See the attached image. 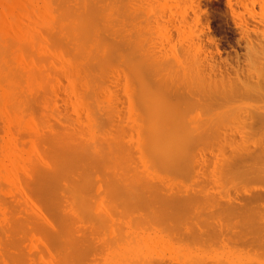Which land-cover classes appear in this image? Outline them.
Returning <instances> with one entry per match:
<instances>
[{
    "label": "rangeland",
    "instance_id": "374dc122",
    "mask_svg": "<svg viewBox=\"0 0 264 264\" xmlns=\"http://www.w3.org/2000/svg\"><path fill=\"white\" fill-rule=\"evenodd\" d=\"M60 1L59 0L58 1L57 0H0V46L2 50V51L0 50V54L1 53L7 54V58L9 57L8 60L9 61L11 60L13 64L12 65L11 61L9 62L7 58L3 57L1 54L0 57L2 56V59H0V66L4 63L3 66H5L6 69L9 70L10 66L12 67V69L10 68L11 71L10 70L8 71L5 69V67L1 66L0 68H4L5 71L11 73L13 76L15 74L13 73V69L14 71L17 70L16 76H18V77L14 76L16 77V79L15 78L12 79L16 83L14 84L12 80L9 81L11 79L8 78L10 74L8 73V75H6L7 73L5 71L3 73V70L1 72L0 69L1 72L0 77L3 78L4 76L5 79V81L3 80V82L2 81L0 82V86H2L3 89L4 88L6 89L8 86L9 87L8 89L11 90L9 92L11 93L12 90L13 93H15V91L19 88L17 90L18 93L16 92L17 96L16 94H14V96L12 97H14V101L18 102V103L14 102L15 105L17 104L16 106L18 108H21L19 111L17 107L14 108L13 100H12V106L14 111L16 109L17 114L18 115L20 114L19 119H17L18 115L16 114V112L13 111L14 112L13 113L12 108L8 107L10 105L9 103H11L10 102L11 99H13V98L9 99V97H11L12 94L10 93L9 96L7 95L8 99L10 100V101L8 100V104L4 103V101L7 100V96L6 93H3L5 89L3 90L1 88L0 91L2 90L3 91L0 93L3 94L0 95L1 96L0 97V198H1L0 199V264H16V263L18 264H62L63 263L64 264V261H66L67 259H68L67 262L70 261L69 264H73V262L74 264H101V263L102 264H143V262L147 261L148 259L149 260L147 262L152 261L156 264H158V262H163V261L166 262L165 263L163 262L162 264H172L174 261L177 264L180 263L192 264L193 260L194 262H197L194 264H198L199 262L203 264H213V263L264 264V258H263L264 252L263 254H261L262 253L261 251H264L263 250L264 228L262 229L263 231L261 230L262 225L264 226V156H260L259 158H255V159L248 158L247 161L244 162V160H242L240 162L241 159H239L240 156L238 155V154L240 155L243 154L242 156L244 157L241 156L240 158L246 159L247 158L246 152L248 151V149L249 152L251 151L252 153L257 152L261 149L264 151V99L261 96L259 97V95L261 94H263L262 96H264V87H262L264 84V0H229V1L228 0H88L89 2H87V0H82L83 3L81 2V0L80 2L77 0L76 2L75 0H73L72 2H69L71 0H67V1L62 0V2ZM58 2L62 3L65 6V8H63L62 10L58 8L57 5L59 7L62 6ZM77 2H79V4ZM86 2L89 4H86ZM244 4L246 6H244ZM67 6H69V8H67ZM73 10L75 11L73 12ZM71 12L72 14L76 13V17L75 15H73L75 19L74 17H70ZM109 13L114 15L113 19H111L112 15ZM64 16H68L67 19L64 18ZM62 17L64 18L63 20ZM87 19L89 20L90 23L88 22ZM109 19L110 21L108 22ZM57 20H60V22ZM114 21H116L115 22L116 24L114 23ZM74 22L75 23L81 22L79 24L80 30L76 28L77 31L79 30L78 33L74 32L75 28L73 27H75L76 25ZM93 22H96L97 24L94 23L95 24L94 26ZM88 23L89 24L92 23V26L88 25ZM6 24L7 27L10 28L11 30L6 28ZM66 25H69L70 27L69 26L67 27ZM13 26L16 27V29H14ZM64 26H66L65 27L66 29L64 28ZM105 26L106 27L108 26V28L105 29ZM90 28L93 29L92 30L93 33H91V31L90 32L87 31ZM110 28H112L113 30ZM42 29L45 32H43ZM9 30L11 33L9 32ZM18 30L20 32H18ZM47 30H48L47 34L49 35L46 34ZM120 30L122 31L120 32ZM84 32H86L88 36L86 34L84 35ZM112 32L113 34H111ZM137 36L139 38V41ZM62 37L63 38L65 37L66 39L65 38L60 39ZM41 38L44 40V41L42 40L43 42H41ZM56 38H58L59 42L61 40H64V42L67 41L66 42V44L68 43L67 46L66 44H64L63 41H61L63 43H60L61 44L60 46L59 42L55 41ZM8 39L11 40V41L9 40L11 44L8 41ZM120 40L122 41V44H120L121 43ZM82 41L84 45L83 43L81 44ZM98 41L99 43H97ZM106 41H108V43ZM116 41L120 43L116 44L117 43ZM132 41L135 43H133ZM4 42L7 43V45ZM101 42H103L104 46H102ZM111 42L114 44H112ZM95 43L96 46H94ZM49 44L50 45L52 44V47ZM77 44H79V46ZM108 44L109 47H113V45L114 47L110 49L107 46ZM99 45H101V47ZM139 45L141 46V48L144 47L143 50L144 52L141 51ZM55 46L58 50L55 48ZM62 46L63 47L66 46L64 48H68L69 50L65 49L66 51H64V48L62 49ZM46 47L49 49H47ZM102 47L103 49L101 50ZM152 47L154 48L156 53L153 52L154 50ZM4 48L5 51L9 52L10 55H8L7 52L5 53V51H3ZM8 48L11 49L9 50ZM55 49L56 51H54ZM106 49H110V50H106ZM132 49L133 51L136 50L137 53L139 52L138 54L135 53L137 56L133 54L135 51L131 53ZM91 51L93 52L91 53ZM74 52L75 54L78 53L80 54H78L77 56L74 54ZM111 52L112 53L115 52V53L112 54ZM140 52L141 53L143 52L144 54L143 53L141 54ZM59 53L60 56L58 55ZM67 53L71 54L72 56L71 55L69 56ZM155 54H157L156 56L157 59H155L156 61L153 58ZM65 55L67 56L66 58L64 57ZM98 55L102 59H100ZM138 55H140V57ZM158 55L159 57L166 59L165 61L166 63L170 62L168 61L169 59L170 60L175 59L173 60V62H171V65L169 64L170 66H172V63L173 64L176 63L179 67L182 66V68H179V70L177 68H174L176 69L175 78L174 77L172 78L171 75L174 69L171 67L172 69L169 70L170 67L166 68L165 67L166 64L165 65L163 64L164 67L168 69L166 71V69L163 66H161L162 64L159 63L160 61H162V58L159 59ZM105 56L106 58H104ZM126 56L128 62L125 61ZM131 56H133L134 58ZM135 56L138 58H136ZM74 57L75 59H73ZM194 57L196 60L194 59ZM16 58L19 59L16 60ZM67 58L69 59V61ZM130 58H132V60H130ZM145 58H147V61H145ZM21 59H23L22 60L23 63H21L20 61ZM72 59L75 61H72ZM81 60L83 62H81ZM140 60H142L141 61L142 64L141 63L140 64L142 67H144L143 69L145 71L139 69L140 70L139 72L138 70V68H142L141 66H139L140 64L138 65V62ZM197 60L199 63L197 62ZM157 61H159L158 62L159 64L157 63ZM191 61H193L194 63L192 64ZM97 62L98 65H96ZM143 62L146 64H144ZM148 62L150 64L154 62L156 65L153 63L154 66L152 65L153 66L152 67L150 66V64H148ZM162 62H164V60ZM195 62L197 63L198 67ZM64 64L67 68L72 67L71 68L72 70L71 69L66 70L65 67L66 71H64V66H62ZM157 64L158 66L160 65L162 67L161 68L162 72H165L166 74L163 73L162 75V72L159 73L158 72L159 70L157 71L158 69ZM176 64L173 65V67H177ZM24 65L26 66L24 67ZM73 65L74 66L76 65L75 68L78 69L75 70ZM145 65L148 67H146ZM130 66L133 67L130 68ZM156 66L157 69L154 68ZM191 66L192 68L194 66L192 70H190ZM127 67L129 70L130 69L131 70L129 71ZM152 68H154L153 71L156 70L157 73L154 71L155 73L152 74V70H150ZM132 69L133 71L135 69L137 70H135L134 73H132ZM146 69H149L150 71ZM194 69L195 70L197 69L196 71L199 73L194 71ZM62 70L64 73L68 71L67 74L73 73V71H75V73H73L74 75L68 74L66 76L64 75ZM177 70L184 74L181 75L179 72V74L177 75ZM33 71L35 72V74ZM60 71L62 75H64V77H62ZM123 71L125 73L124 75H123ZM21 74H24V76ZM42 75H44V78L42 77ZM69 75L72 76L70 77ZM83 75L84 77L81 78ZM143 75H146V77L144 76L143 78H147V80L149 81L143 79L146 82L145 81L142 82L141 76ZM28 76H30V78ZM73 76L75 77L73 78ZM76 76L81 79L80 82H78L80 79L78 78L79 79L78 80ZM35 77H38L37 79L39 81ZM25 78H27V80H29L30 83H28L27 80H24ZM75 78L77 79V83H80L78 84L79 86L77 85L76 80L75 82H73ZM125 78H127L126 79L127 82H125L126 81L124 80ZM153 78L156 79L154 80L155 82H152ZM176 78L178 79L176 80ZM40 79L43 81L42 83ZM157 81L159 83H157L156 85ZM4 82L5 84L8 85H4L3 84ZM19 82H22L24 86L22 83ZM83 82H85L84 85L82 84ZM137 82H139L138 85ZM257 82L259 83L261 82V84H258ZM45 83H46L45 87L47 85L48 86L46 89H44L45 90L44 92H46L44 95L43 87ZM145 83L146 84L148 83V85H146ZM10 84L11 86H9ZM254 84L258 86L255 87ZM127 85L128 87L130 86L131 88L130 87L127 88ZM259 85H261V87ZM72 86H75V89ZM79 87H81V89H79ZM145 87H148L150 90L153 91H149ZM258 87H260L261 90ZM36 88L38 89L35 90ZM143 88L146 90H144ZM214 88L216 91L221 89L219 92L220 94L221 91L226 92L227 90L230 89V91L232 90L231 91L232 94L227 93L228 92L227 91L226 93L223 92L222 93L223 95H219V97H217L218 95L216 91L215 94L211 90ZM252 88H254V92ZM255 88L256 89L258 88L257 92L255 91ZM8 89L6 92H8ZM128 89H130L129 90L130 95L127 92ZM141 89L143 91H146L147 93L145 92L141 93L142 91ZM78 90H80L81 94L79 93ZM137 90H139V92ZM247 90H251V91H248L247 93ZM37 91L40 92L41 95L42 94L44 95L43 99L47 101L48 105H46L47 103L45 101L44 102L46 104L45 103L43 104L42 101H40L43 99L39 100V98L42 97H40L41 95ZM81 91H83L84 93L86 91V93L82 94ZM210 92H212V95H210ZM238 92L239 94L241 92L240 96ZM34 93H36L35 94L36 96L35 95L31 96V94ZM148 93L151 94V97L150 95H148ZM86 94L87 96H85V98L81 97V95H86ZM141 94L143 96L145 95L144 98H141V96L138 97ZM227 94L228 96L226 98L225 95ZM256 94H258V98L255 97L257 96ZM4 95L6 96V99H4L5 98ZM22 95L24 96V100H28V101L25 102L23 100ZM126 95L129 97L128 99ZM136 95L138 98L136 97ZM15 96L17 97V100ZM28 96H31V98L28 99L27 98ZM33 96L35 97V99H37L38 97V100L35 101ZM157 96L158 98H156ZM221 96H223V98ZM19 97L21 98L20 100ZM160 97L161 99L162 97L164 99L161 100L159 99ZM136 98L138 100H136ZM107 99L108 100L112 99L114 101V103L113 101L112 102L110 101V103H112V106L111 104L109 105V102L108 103L105 102L108 101ZM153 99L154 102H152ZM158 99L159 101L161 100V102L164 101V104H162L161 102L159 104ZM128 100L131 102L133 108L130 107L131 104H129ZM106 103L109 106H107ZM141 103L144 105V107L147 106L149 112L147 108H145L147 112L143 109L144 107L140 108V106L142 107ZM165 103L168 104L167 106L170 107L172 106L171 110L174 107L172 111H177V112H172L167 106H165L166 105ZM3 104H5L6 106ZM24 106H26V108ZM4 108L6 109L4 110ZM87 108L89 109L91 108L90 109L91 111ZM106 108L109 109V110L107 109L108 113L112 110H114L115 112L113 111L110 112V114H108ZM8 109H11L9 111L11 114L7 111ZM131 109H135V110L132 112ZM168 109L169 111H167ZM23 110L24 111L26 110L25 112L28 114L26 113L24 114ZM164 110L166 112H164ZM48 111L50 114L47 113ZM136 111H138L139 113V114L138 113L135 114V118L137 116L139 117V118L137 117L138 121H135L136 119L132 117L134 115L133 113ZM14 114L17 117L12 119L13 117H15ZM22 114L24 115L22 116ZM143 114L146 116V119ZM27 115L29 118L27 117ZM148 115H150L151 117H149ZM153 116L154 119H152ZM23 117H25L26 119L25 118L23 119ZM10 118L11 121H9ZM15 119H17V121L19 122L18 124H16L17 125L16 128L13 127L15 125L13 123L14 122L13 120ZM144 120L146 121V123L148 122V120L149 122L146 124ZM7 122L8 123L11 122L12 124L11 123L8 124ZM135 122L136 123L138 122V124L140 123L139 127L141 128H138L137 126L138 124H136ZM151 123H157V124H151ZM158 123L161 124L163 127L161 126L162 127L161 128ZM19 124L21 128L18 127ZM91 124L93 126H91ZM134 126L137 127V130L139 129L138 132L141 131L140 135L144 131L147 132V130L152 129L147 134L144 132V134H146L147 136L148 134H150V138L151 139L153 138V140L155 138V140L153 142L152 140L150 142L148 140L147 142L149 143H146V140L149 136L148 137L146 136L145 138V135L142 134L141 137L145 138L143 139L139 136V133L136 132V134H134L135 133L134 129L135 131H137L136 128H133ZM104 127L105 129H107L106 131ZM14 128L17 129V131ZM62 128L63 129L65 128L64 129L65 132L63 131ZM80 128H83L84 130L83 132L85 133L86 131L91 130L90 133L87 134L89 135L88 136L89 138L84 133L87 137L86 141H84L85 137H82L84 135L76 131H75V135H73L74 131L73 134L70 135L72 129L80 130ZM160 128L162 129V134L158 130ZM175 128H177L176 129L177 135L180 130L179 135L182 139L184 138L183 141L182 139L181 141L185 142V144L182 143V147L177 146V149L175 147L176 150H174L173 148L175 146V141L173 144L172 141L173 138H172L171 140L172 144H171L169 139V137H172V135L175 136L174 133ZM117 129L120 132L117 131ZM155 129L159 131V134H161L162 137L164 136L163 138L164 140L160 135H157L158 133L156 132L157 130L155 131ZM168 130H172V131H168ZM111 131L114 132L115 134H112ZM9 132L11 133L14 132L15 134L14 133L10 134ZM58 132L59 134H57ZM96 132L98 133L97 139L95 137L97 134ZM150 132L151 133L153 132L152 133L154 135L153 137L151 136ZM55 133L57 135H60V137L57 136ZM125 133L127 135H125ZM167 133H170L171 136H169L170 134ZM77 134L79 135L80 138H84V139L79 140L80 139L79 137H77L78 138L77 139L75 137ZM132 134L139 136V138L134 135L132 136ZM64 136H66L67 138L69 137L71 138V136H73L72 140L75 137L76 139L73 141L70 140V138L68 140L70 142L71 141L74 143L76 142L81 146L83 144V146L82 147L79 146L80 147L79 150L76 149L78 150V152L74 149L73 146L72 149L71 147H65V146L63 148L62 145L60 146L62 147V149L58 150L57 143L54 141H59L58 143L60 144L61 142L62 144V139L64 138ZM111 136L113 137L111 138ZM158 136H160L159 139ZM93 137H95V139ZM156 137L158 139V145L159 146L161 145L162 148L157 146V143L155 142L157 141ZM101 138L104 140H102ZM93 139L96 142H94ZM110 139L114 143H112ZM77 140L79 143L77 142ZM88 140L89 142H87ZM108 140L112 144L108 142ZM101 141H103V143ZM131 141L133 142L131 143ZM138 141L143 143V145L140 144V142ZM181 141L178 142L179 145ZM85 142H87L86 144L87 146H85ZM92 142H94V144H96L97 146L94 145ZM121 142L123 145L121 144ZM129 142L131 144H129ZM19 143L20 145L23 144L22 145L23 147H20ZM54 143L56 144V146L54 145ZM105 143H107V145L110 143L111 145L109 144V146L106 145L104 147ZM138 143L142 147V148L140 147L141 149L139 148L141 150L140 153L141 152L143 153L145 148L153 149L154 146L156 145L154 149L157 151L156 153L158 154L156 155L154 153L155 152L154 149L151 150L152 152L148 149L149 151L148 152L145 151L146 153L144 152L143 154L141 153V157H140V154H138L139 150L138 149L135 150V148L134 151L135 153L138 152L137 155H135L134 152L130 153L129 149L130 151H132L134 145L137 146ZM144 143L146 144V146H144L145 145ZM150 143L151 145H148ZM153 143L154 146L150 148V146H152ZM116 144L120 145L121 151L124 144H126L125 145L126 147L124 146L125 148H127V145L129 144L128 148L129 147L130 148L128 149V151L123 148L122 153L124 154L125 153L124 151H127L126 152L127 154H125L126 158L134 155L133 160H137V156L140 157L138 158L139 160L133 163V160L131 159L132 162L131 163L129 162L130 158H128L129 161L127 162L126 159L125 162L124 160L125 157H123L125 155H122V157L120 158H123L121 160H124L126 166V168H124L125 166L120 164V162L122 161L120 160H119L120 162L118 161L119 157L117 156L118 155L120 156L122 153L120 154L119 153L120 150L116 149L119 147ZM139 144L138 147L140 146ZM101 145H103V147ZM111 146H113V148L115 149L113 152L111 151V153H113L114 156L117 157L118 159L115 158L113 154H107V152H110ZM84 147L88 149L92 147L91 149H94V151H96L97 148L96 153L98 152L97 154L98 156L94 155L93 156L94 158L91 156L93 159L92 158L90 159V157L88 158L85 157L86 155L82 153L83 152L82 148ZM237 147H239L238 149L240 150V152L242 151L243 153H240ZM103 148L104 151L101 150ZM106 148L109 149L107 150V152L105 151ZM163 148H165L166 153ZM159 149H161L162 152H158ZM73 150L76 152H74ZM100 150L102 151L100 154L102 156V159L101 156L99 155ZM180 150H183L182 151L183 156L182 155L179 156V154L181 153ZM234 150H237L238 153H235L236 151L234 152ZM253 150L255 151L253 152ZM79 151H81V153L77 155ZM178 151H180L179 154ZM115 152L119 154H117L116 156ZM128 152L132 155L130 156ZM104 153L106 155H104ZM152 153L154 156L150 157L152 156ZM160 153L162 154L159 155ZM144 154L146 160H148L147 162L145 161V158H143ZM235 154H237V156ZM147 155L149 156L147 157ZM155 155L156 157L158 156L157 157L158 159L161 156L163 160L161 159L158 160L155 157ZM234 155L237 157L236 161H235L236 157ZM59 156L63 158L66 164L69 165L68 168L72 166L71 167L72 171L66 174V175H70L69 179L67 176L66 179L63 178L62 180L61 178L60 182H59L60 178L56 180L54 179L56 182L58 181L59 184L61 183L60 185H58V183L56 182L53 183L52 182L53 179L49 178L48 175L50 173L49 171L52 168H55V166L53 165L57 166V164H55V161L58 162V160L56 159L60 158ZM82 156L83 158H81ZM104 156L110 158L107 160V158L105 157L104 160ZM111 157L115 158L113 162ZM178 157L180 158L181 161L179 160ZM85 158H87L88 160L90 159V161H88ZM151 158L152 160L155 158V160L157 159L159 162H162V164H159L161 165L160 167L158 165V168L160 169H158L156 165L158 164V162L152 161ZM164 159L165 160L171 159V162H169L170 161L169 160L167 161L168 162L167 163ZM103 160L105 162L104 165L102 164ZM149 160H151V163ZM59 162L61 163L60 160ZM117 162L120 164L121 169L124 168V172L123 171L121 172V169ZM176 162L178 163L180 162V164ZM109 163H111L112 166ZM66 164L61 163V165L63 166ZM100 164L102 165L100 166ZM146 164H148L149 167L146 166ZM167 164L169 170L165 168L167 167ZM116 166H118L117 167L118 170L116 169ZM155 166L156 168H154ZM131 167L134 169H132ZM57 168L59 167H56V169ZM65 168L67 167L65 166ZM130 168L132 172L133 170L136 169L135 170L136 172L134 171V173H137L139 171L138 173L139 175H136V177L133 176L135 174L131 173ZM151 168L155 169L152 170L153 174L154 172L155 174L157 173L159 174L156 175L157 176L156 178L155 175L151 174V172L148 171L149 169L151 170ZM67 169L64 170H66L67 172ZM125 169H127L130 172V174L126 173L128 171ZM145 169L146 172H148V175L146 174V172H144ZM173 169L175 170L176 174H174ZM36 170H40V173H38V171ZM42 170H44V172H42ZM170 170L173 171L171 172ZM45 171L47 172L48 176L45 174L46 173ZM104 171L106 172L104 173ZM117 171L119 173H122L123 175L118 173L119 174L118 176V174H116ZM169 171L171 174L169 173ZM66 172L65 171L63 172L64 175ZM166 172L168 173L166 174ZM108 173L112 175L109 176ZM99 174H101L102 176ZM126 174L128 175L126 176ZM71 175L73 176V180H71ZM151 175L154 176V178L152 177V180L150 178ZM87 176L90 178H88ZM116 176L118 178L119 177L122 178V179L119 178V180H121L120 181L121 183L119 182L118 178L116 179ZM145 176L148 179H146ZM85 177H87L88 179L87 178L85 179ZM104 177L105 178L108 177V178L105 179ZM109 177H111V179H109ZM141 177H143L144 179L143 178L141 179ZM159 177L160 178L164 177L163 178L164 180H161ZM112 178H115L114 181H112L113 180ZM125 179L126 180L128 179L129 184ZM154 179L155 180L157 179L156 182ZM69 180L70 182L76 181L75 183H78L80 186H78V184L75 183L69 184L68 183ZM105 180L107 181L109 180L108 183ZM110 180L113 185L111 184ZM122 180L124 181V186L121 185L123 183ZM64 181L68 184H66ZM103 181L106 183H104ZM152 181L154 184H152ZM146 183L147 185L148 184L154 185L153 187L155 188V191L154 189L149 190L145 185ZM54 184L56 185L54 186ZM106 184L110 188H108ZM156 185H158L159 187L158 189H160L161 193L164 192V194L160 195V191L157 194L158 191L156 192V190L158 189H156L157 188L155 187ZM111 186L114 187L116 186V188L113 187L115 189V192ZM48 187H50L51 190ZM59 187L61 188L60 189L61 191L59 190ZM169 187H171V189ZM54 188L58 190L56 189L54 190ZM64 188L66 191L67 189H69L70 193L66 192ZM48 189L50 191H48ZM78 189L81 190V192L79 190L80 193H78ZM111 189L112 192H110ZM74 191L75 194L76 193L77 195L79 194L77 196L73 193L75 197L77 196L76 198L77 201L75 197L71 195L72 194L71 192ZM109 192L110 193L114 192L113 195L114 194L115 195L112 196V194H110ZM118 192H121V195L126 194V192L127 194L125 196L124 195L121 196ZM62 193L64 194V196ZM68 193L70 194L69 196ZM116 193H117V197L118 196L125 197L126 199H129V202L126 201L127 202L126 204L125 198H123V201L125 203L124 204L123 201L121 200L122 198L119 197L118 200L116 198V201L114 202L115 199L113 200V197H116ZM149 193H153V194H149ZM54 194L57 195V198L55 197ZM61 194L62 196H60ZM155 194L157 196H155ZM108 195H111L112 199H110L111 197L108 198ZM188 197L190 198V200ZM109 199L112 200L113 202L111 201L110 203ZM163 200L164 203H162ZM119 201L120 203L122 202L121 204H123L120 205L121 207L117 204L119 203ZM130 201L131 202L134 201V202L131 203ZM59 202L60 204H58ZM70 202L72 204H69ZM102 202L104 203L105 206H102L103 205ZM230 202L232 203V205H230L231 204ZM52 203L53 205L55 203L54 206L55 209L57 210H55L54 207H52L53 206ZM57 204L60 205L59 206L60 208L57 206ZM85 204L87 206H85ZM113 204L114 206H111L112 207L111 209L114 210L111 211V209L109 210L108 205L110 206ZM128 204H132L131 205L132 208H130L131 206L129 207ZM163 204L165 205L164 207ZM62 205L64 208L63 207L61 208ZM73 205H75L76 208L75 206L73 207ZM124 205H127L128 208H126L125 206L122 210L121 208ZM71 206L73 207L74 212L71 211L70 209ZM103 207H105L107 211H105ZM133 207H137V208L134 209ZM52 208L54 210H52ZM86 208L88 209V212L87 210H85ZM125 208L128 209V211H130L131 209V211L130 212L125 211L127 217L125 216V218H121L120 215L121 213H123L122 211H124ZM156 208L158 210H156ZM159 209L161 211L157 212L159 211ZM103 210L105 212H103ZM225 210L227 212L229 210V212L227 213ZM110 211L112 212V214L110 213ZM113 211L114 213H117L118 216L115 217L113 215ZM232 211L233 213L235 212L236 213L232 214ZM106 212L107 213L109 212L112 216L108 215L111 216L109 218L106 215ZM129 213H131V215ZM158 213L161 214L159 215ZM161 215L163 216L161 217ZM159 216L162 219L165 216L164 217L165 221L161 220ZM138 217L140 219L143 218V220L145 219L143 221V224H141L140 226L142 220L139 219V221H137L139 225H137V223L135 225L134 223V226L137 227L134 226L131 227V225H133L132 224L133 219L132 220L129 219L136 218L135 220H137ZM157 217L159 219L158 221L157 220L155 221L160 222L157 224H159L161 227L157 226V224H155L156 226L154 225L155 221L153 220L157 219ZM146 221L148 222L147 225H146L147 223ZM151 221H153L154 223L153 222L151 223ZM120 222L122 225L119 224ZM166 222L168 223V225H165ZM161 223L164 224L163 229H161L162 228ZM172 224L176 228V232H175V228L171 227L173 226ZM119 226L120 227L122 226L123 229L122 227L119 229ZM168 226L169 229L167 230L165 227L168 228ZM111 227L114 229L113 231ZM258 228L259 230H256ZM194 229L197 230V232L193 233ZM114 231L116 232L115 235L117 236H114L115 233ZM119 231L122 232V234ZM129 233L131 234V236ZM174 233H176L177 235ZM195 234H197L196 236L199 235L200 237H196ZM174 235L175 237L178 236L180 237L175 238ZM108 236L111 238H109ZM115 238L116 239L119 238V239L115 241L116 240ZM196 238L198 239V241H196L197 240ZM111 239L114 240L115 242L112 241ZM192 239L194 241H192ZM60 240H64V241H60ZM70 240L71 241L73 240V242H71ZM86 240L87 242H84ZM152 240L155 242H153ZM200 240L204 245L200 243L201 242ZM204 240L205 241L217 240V241L213 243L214 241L205 242ZM227 240H230L231 243H228L229 241ZM161 241L163 243H161ZM195 241L196 243H194ZM239 241L241 242L239 243ZM58 242L60 243L58 244ZM188 242L191 243L192 245L189 244ZM73 243H75V246L73 245ZM197 243H199L202 246H200ZM235 243L236 245L239 243L238 246H236ZM61 244L62 246H65V249L61 247ZM115 244L117 245L116 246L117 248H115ZM160 244L162 245V247ZM214 244L217 245V247L214 246ZM84 245L86 246L84 247ZM102 245H105V247L109 246L110 248L106 247L105 250V247ZM205 245H207L208 247L207 246H206L207 248L204 247ZM231 245L233 246L231 247ZM153 246H155V248ZM73 247L76 248L74 249ZM152 247L155 249V251L154 249H152ZM61 248L63 250H61ZM249 248L250 251H247ZM72 249H74L75 251ZM166 249L169 251H167ZM251 249L253 250L251 251ZM89 250L90 251L92 250V252L89 253L90 252ZM68 253H70L71 256H69ZM72 253L75 256V260L72 259L74 258ZM82 253H83V257H82ZM63 254H64V261H62ZM260 254L262 255V257ZM65 255L66 256L68 255V257H66ZM179 260L180 263H178ZM185 260L187 261V263ZM152 262L147 264H154ZM65 264L67 263L65 262Z\"/></svg>",
    "mask_w": 264,
    "mask_h": 264
},
{
    "label": "bare ground",
    "instance_id": "6f19581e",
    "mask_svg": "<svg viewBox=\"0 0 264 264\" xmlns=\"http://www.w3.org/2000/svg\"><path fill=\"white\" fill-rule=\"evenodd\" d=\"M57 1H58V0H57ZM59 1H60V0H59ZM66 1H67V0H66ZM72 1H73V0H71V1H69V2H72ZM77 1L80 2V0H77ZM228 1H229V0H228ZM28 2H29V1H28ZM28 2H27V4H28ZM60 2H62V0H61ZM60 2H58V3H60ZM75 2H76V0H75ZM79 2H77V3L79 4ZM81 2H82V0H81ZM87 2H89V1L87 0ZM87 2H86V4H89V3H87ZM91 2H92V1H91ZM55 3H56V2H55ZM73 3H74V2H73ZM77 3H76V5H77ZM82 3H83V2H82ZM242 3H244V2H242ZM60 4H61L63 7H62V6L59 7V6L57 5L58 8H60L61 10H62L63 8H65V6H64L62 3H60ZM86 4H85V5H86ZM30 5H31V4H30ZM67 5H68V4H67ZM83 5H84V4H83ZM242 5H243V4H242ZM73 6H74V5H73ZM230 6H231V5H230ZM244 6H246V5L244 4ZM191 7H192V6H191ZM10 8H11V7H10ZM10 8H9V9H10ZM67 8H69V6H67ZM88 9H89V8H88ZM68 10H69V9H68ZM74 11H75V10H73V12H74ZM87 11H88V10H87ZM62 12H63V11H62ZM67 12H68V11H67ZM80 12H81V11H80ZM89 12H90V11H89ZM1 13H3V12H1ZM68 13H69V12H68ZM107 13H108V12H107ZM109 14H111V13H109ZM70 15H71V16H70ZM70 15H68V16H70V17H74L73 15H75V17H76V13L72 14V12H71ZM77 15H78V14H77ZM111 15H112V14H111ZM3 16H4V14H3ZM45 16H46V15H45ZM68 16H64V18L67 19ZM95 16H96V15H95ZM113 16H114V15L111 16L112 18H111L110 16H109V17H110L111 19H113ZM51 17H52V16H51ZM70 17H69V18H70ZM75 17H74V19H75ZM78 17H79V16H78ZM90 17H91V16H90ZM64 18L62 17V20H63ZM94 18H95V17H94ZM66 19H65V20H66ZM88 19H89V17H88ZM88 19H87V20H88ZM71 20H72V19H71ZM85 20H86V19H85ZM57 21L60 22V20H57ZM109 21H110V19L108 20V22H109ZM199 21H200V20H199ZM6 22H7V21H6ZM17 22H18V21H17ZM88 22H89V20H88ZM91 22H92V20H91ZM97 22H98V21H97ZM115 22H116V21H114V23H115ZM57 23H58V22H57ZM74 23H75V22H74ZM80 23H81V22H76V23H75V24H76L75 27H73L74 25L72 26L73 28H75V31H74V32H77V33H78V31L80 30V27H79V24H80ZM89 23H90V22H89ZM89 23H88V25H91V26H92V23H91V24H89ZM94 23H96V22H93V24H94ZM96 24H97V23H96ZM115 24H116V23H115ZM98 25H99V24H98ZM98 25H97V26H98ZM104 25H105V24H104ZM108 25H109V24H108ZM8 26H9V23H8ZM66 26L68 27L69 25H66ZM66 26H64V28H65ZM94 26H95V24H94ZM69 27H70V26H69ZM100 27H101V26H100ZM113 27H114V26H113ZM6 28H7V29H10V28L7 27V24H6ZM13 28L16 29V27H14V26H13ZM76 28L79 29V30L77 31ZM91 28H92V27H91ZM91 28L88 29L87 31H88V32L91 31V33H93V31H92L93 29H91ZM93 28H94V27H93ZM98 28H99V27H98ZM98 28H97V29H98ZM103 28H104V27H103ZM106 28H108V26H107V27L105 26V29H106ZM65 29H66V28H65ZM68 29H69V28H68ZM105 29H104V30H105ZM110 29H112V28H110ZM10 30H11V29H10ZM10 30H9V32H10ZM42 30H43V29H42ZM70 30H71V29H70ZM101 30H102V29H101ZM112 30H113V29H112ZM71 31H72V30H71ZM71 31H70V32H71ZM87 31H86V32H87ZM97 31H98V30H97ZM102 31H103V30H102ZM121 31H122V30H120V32H121ZM18 32H20V31L18 30ZM43 32H45V31L43 30ZM55 32H56V31H55ZM55 32H54V34H55ZM65 32H66V31H65ZM86 32H84V35H85V34L87 35ZM106 32H107V31H106ZM109 32H110V31H109ZM113 32H114V31H113ZM113 32H112L111 34H113ZM123 32H124V31H123ZM123 32H122V33H123ZM10 33H11V32H10ZM10 33H9V34H10ZM47 33H48V30L46 31V34H47ZM49 33H50V32H49ZM57 33H58V32H57ZM68 33H69V32H68ZM71 33H72V32H71ZM12 34H13V33H12ZM80 34H81V31H80ZM107 34H108V33H107ZM47 35H49V34H47ZM60 35H61V34H60ZM77 35H78V34H77ZM102 35H103V34H102ZM108 35H109V34H108ZM56 36H57V35H56ZM61 36H62V35H61ZM70 36H71V35H70ZM87 36H88V35H87ZM119 36H120V35H119ZM121 36H122V35H121ZM52 37H53V36H52ZM68 37H69V36H68ZM71 37H72V36H71ZM82 37H83V35H82ZM84 37H85V36H84ZM115 37H116V35H115ZM50 38H51V37H50ZM50 38H49V40H50ZM64 38H65V37H64ZM64 38L62 37V38H60V39H64ZM74 38H75V37H74ZM119 38H120V37H119ZM125 38H126V37H125ZM135 38H136V37H135ZM137 38H138V36H137ZM65 39H66V38H65ZM68 39H69V38H68ZM75 39H76V38H75ZM87 39H88V38H87ZM99 39H100V37H99ZM9 40H10V39H8V41H9ZM42 40H43V39L41 38V42L44 41V40H43V41H42ZM45 40H46V39H45ZM85 40H86V39H85ZM85 40H84V41H85ZM101 40H103V39H101ZM116 40H117V39H116ZM127 40H128V39H127ZM165 40H166V39H165ZM1 41H2V40H1ZM8 41H7V42H8ZM10 41H11V40H10ZM10 41H9V42H10ZM55 41H58V38H56ZM61 41L64 42V40H61ZM61 41H60V42L58 41L59 44H60V43H63V42H61ZM68 41H70V40H68ZM89 41H90V40H89ZM117 41H118V40H117ZM117 41H116V42H117ZM133 41H134V40H133ZM133 41H132V42H133ZM138 41H139V38H138ZM5 42H6V40H5ZM5 42H4V43H5ZM45 42H47V41H45ZM50 42H52V41H50ZM66 42H67V41H65L64 44H66ZM94 42H95V41H94ZM103 42H104V41H103ZM103 42H101L102 46H104V45H103ZM106 42L108 43V41H106ZM116 42H115V43H116ZM120 42H121V43H120ZM120 42H117L116 44H118V43L122 44V41H121V40H120ZM12 43H13V41H12ZM14 43H15V42H14ZM75 43H76V42H75ZM82 43H83V41L81 42V44H82ZM86 43H87V42H86ZM88 43H89V42H88ZM97 43H99V41H98ZM111 43H112V42H111ZM133 43H135V42H133ZM133 43H132V44H133ZM5 44L7 45V43H5ZM8 44H9V43H8ZM10 44H11V42H10ZM28 44H29V43H28ZM53 44H54V43H53ZM67 44H68V43H67ZM67 44H66V46H67ZM112 44H114V43H112ZM138 44H139V42H138ZM30 45H31V44H30ZM49 45H50V44H49ZM57 45H58V44H57ZM57 45H56V46H57ZM69 45H70V44H69ZM77 45L79 46V44H77ZM83 45H84V43H83ZM83 45H81V46H83ZM87 45H88V44H87ZM140 45H141V44H140ZM140 45H139V46H140ZM8 46H10V45H8ZM8 46H7V47H8ZM50 46L52 47V44H51ZM53 46H54V45H53ZM56 46H55V48H56ZM60 46H61V44H60ZM66 46H64V47H66ZM81 46H80V47H81ZM94 46H96V43H95ZM99 46L101 47V45H99ZM107 46H108V48H110V49L114 47V45H113V47H109V44H108ZM116 46H117V45H116ZM134 46H135V44H134ZM136 46H137V45H136ZM148 46H149V45H148ZM152 46H153V45H152ZM190 46H191V45H190ZM28 47H29V45H28ZM64 47L62 46V49H63ZM100 47H99V48H100ZM117 47H118V46H117ZM131 47H132V45H131ZM145 47H146V46H145ZM149 47H150V46H149ZM149 47H148V48H149ZM194 47H195V46H194ZM5 48H6V47H5ZM5 48H4L3 51H5ZM11 48H12V46H11ZM11 48H10V49H11ZM46 48H47V47H46ZM70 48H71V47H70ZM91 48H92V47H91ZM133 48H134V47H133ZM137 48H138V47H137ZM140 48H141V46H140ZM142 48H143V49H142ZM142 48H141V51L144 50V47H142ZM146 48H147V47H146ZM152 48H153V47H152ZM152 48H150V49H152ZM2 49H3V47H2ZM8 49H9V48H8ZM8 49H7V50H8ZM10 49H9V50H10ZM20 49H21V48H20ZM47 49H49V48H47ZM56 49H57V48H56ZM56 49H55L54 51H56ZM59 49H60V48H59ZM65 49H66V50H69L68 48H64V51H66ZM77 49H78V48H77ZM77 49H76V50H77ZM79 49H80V48H79ZM95 49H96V48H95ZM102 49H103V47L101 48V50H102ZM110 49H106V50H110ZM130 49H131V48H130ZM193 49H194V48H193ZM0 50H1V46H0ZM9 50H8V51H9ZM23 50H24V49H23ZM23 50H21V51H23ZM25 50H26V49H25ZM51 50H52V48H51ZM57 50H58V49H57ZM97 50H98V49H97ZM117 50H118V49H117ZM153 50H154V48H153ZM1 51H2V50H1ZM17 51H18V50H17ZM60 51H61V50H60ZM83 51H85V50H83ZM95 51H96V50H95ZM104 51H105V49H104ZM134 51H135V52H134ZM134 51H133V49H132V52H131V53H133V52H134L133 54L137 53L136 50H134ZM146 51H147V50H146ZM148 51H149V50H148ZM150 51H151V50H150ZM165 51H166V50H165ZM190 51H191V50H190ZM6 52H7V51H5V53H6ZM19 52H20V51H19ZM68 52H69V51H68ZM70 52H71V51H70ZM92 52H93V51H91V53H92ZM143 52H144V51H143ZM143 52H142V53H143ZM153 52L156 53L155 50H154ZM7 53H8V55H10L9 52H7ZM11 53H12V52H11ZM61 53H63V52H61ZM72 53H73V52H72ZM83 53H84V52H83ZM85 53H86V52H85ZM107 53H108V52H107ZM111 53H112V52H111ZM113 53H115V52H113ZM113 53H112V54H113ZM138 53H139V52H138ZM138 53H137V54H138ZM140 53H141V52H140ZM142 53H141V54H142ZM150 53H151V52H150ZM157 53H158V52H157ZM1 54H2L3 57L7 58V54H4V53H1ZM1 54H0V55H1ZM3 54L6 55V56H4ZM22 54H23V52H22ZM54 54H55V53H54ZM65 54H66V52H65ZM67 54H68V53H67ZM74 54H75V52H74ZM78 54H80V53H78ZM78 54H75V55L78 56ZM109 54H110V53H109ZM112 54H111V55H112ZM128 54H129V53H128ZM128 54H127V55H128ZM141 54H140V55H141ZM143 54H144V53H143ZM151 54H152V53H151ZM12 55H13V54H12ZM58 55L60 56V53H59ZM68 55L70 56L71 54H68ZM81 55H82V54H81ZM84 55H86V54H84ZM104 55H105V54H104ZM129 55H130V54H129ZM131 55H132V54H131ZM135 55H136V54H135ZM140 55H138V56L140 57ZM145 55H146V54H145ZM153 55H154V54H153ZM153 55H152V56H153ZM2 56L0 57V59H2ZM61 56H63V55H61ZM71 56H72V55H71ZM73 56H74V55H73ZM96 56H97V55H96ZM133 56H134V55H133ZM133 56H131V57H133ZM136 56H137V55H136ZM136 56H135V57H136ZM141 56H142V55H141ZM150 56H151V55H150ZM156 56H157V54H155V56L153 57L154 60L157 59ZM64 57L66 58L67 56L65 55ZM98 57H99L100 59H102L99 55H98ZM142 57H143V56H142ZM145 57H146V56H145ZM164 57H165V56H164ZM8 58H9V57H8ZM8 58H7V60H8ZM19 58H20V57H19ZM19 58H16V60L19 59ZM57 58H58V57H57ZM65 58H63V59H65ZM71 58H72V57H71ZM94 58H95V57H94ZM104 58H106V56H105ZM125 58H126V60H125V59H124V60L127 61V56H126ZM133 58H134V57H133ZM136 58H138V57H136ZM136 58H135V59H136ZM147 58H148V57H147ZM147 58H145V61H147ZM158 58L161 59L162 57H159V55H158ZM3 59H4V58H3ZM23 59H24V58H23ZM23 59L20 60L21 63H23V61H22ZM55 59H56V58H55ZM61 59H62V58H61ZM67 59H68V58H67ZM73 59H75V57H74ZM73 59H72V61H75V60H73ZM92 59H93V57H92ZM96 59H97V57H96ZM100 59H99V60H100ZM135 59H134V60H135ZM139 59H140V58H139ZM143 59H144V58H143ZM151 59H152V58H151ZM194 59H195V57H194ZM70 60H71V59H70ZM108 60H109V59H108ZM110 60H111V59H110ZM128 60H129V59H128ZM130 60H132V58H130ZM163 60H164V62H162ZM171 60H172V59H171ZM171 60L169 59L168 61H170V62H169V63H166V62H165L166 59H163V58H162V61L159 60L160 62L157 61V63L159 62L160 64H162L161 66H163V67H164V65L166 64L165 67H166V68L170 67L169 70H171L172 68H173V69H174V68H177L178 70H179V68H182V66L179 67L176 63H175V64H176L177 67H173V65H175V64H173V63H172V66H170V65H171V62H173V60H175V59H173L172 61H171ZM192 60H193V59H192ZM195 60H196V59H195ZM1 61H2V60H1ZM8 61H9V60H8ZM10 61H11V60H10ZM10 61H9V62H10ZM64 61H65V60H64ZM66 61H67V60H66ZM68 61H69V59H68ZM68 61H67V62H68ZM136 61H138V60H136ZM141 61H142V60H140V61L138 62V65L141 63ZM155 61H156V60H155ZM193 61H194V60H193ZM193 61H191L192 64L194 63ZM25 62H27V61H25ZM25 62H24V63H25ZM60 62H61V61H60ZM81 62H83V61L81 60ZM98 62H100V61H98ZM98 62H97L96 65H98ZM102 62H103V61H102ZM127 62H128V61H127ZM131 62H133V61H131ZM161 62H162V63H161ZM197 62H198V60H197ZM7 63H8V62H7ZM16 63H17V62H16ZM64 63H66V62H64ZM69 63H71V62H69ZM69 63H67V64H69ZM74 63H75V62H74ZM77 63H78V62H77ZM107 63H108V62H107ZM109 63H110V62H109ZM143 63H144V62H143ZM153 63H154V62H153ZM153 63L150 64V63L148 62V64H150V66H152ZM159 63H158V64H159ZM195 63H196V62H195ZM198 63H199V62H198ZM3 64H4V63H3ZM3 64H2L1 66H2V67H5V66H3ZM11 64H12V61H11ZM127 64H128V63H127ZM127 64H125V65H127ZM133 64H135V63H133ZM133 64H132V65H133ZM136 64H137V62H136ZM141 64H142V63H141ZM141 64H140L139 66H141ZM144 64H146V63H144ZM144 64H143V66H144ZM148 64H147V65H148ZM154 64H155V63H154ZM158 64H157V66H158ZM163 64H164V65H163ZM169 64H170V65H169ZM188 64H189V63H188ZM12 65H13V64H12ZM26 65H27V63H26ZM26 65H24V67H25ZM33 65H34V64H33ZM36 65H37V64H36ZM79 65H80V64H79ZM79 65H78V66H79ZM86 65H87V64H86ZM128 65H129V64H128ZM138 65H137V66H138ZM155 65H156V64H155ZM167 65H169V66H167ZM182 65H183V64H182ZM190 65H191V64H190ZM196 65H197V63H196ZM1 66H0V67H1ZM62 66H64V71H66V70H70V69L72 68V67L67 68V67L65 66V64L62 65ZM69 66H70V65H69ZM73 66H74V65H73ZM145 66H146V65H145ZM150 66H149V67H150ZM153 66H154V65H153ZM153 66H152V67H153ZM157 66L154 67V68L157 69ZM161 66L159 65V66H158V69H157V71L159 70V71H158L159 73L162 72V70H161L162 67H161ZM194 66H195V65H194ZM194 66H193V68H194ZM16 67H17V66H16ZM65 67H66V70H65ZM75 67H76V65L74 66V68H75ZM128 67H129V66H128ZM128 67H127V69H128ZM132 67H133V66H132ZM132 67L130 66V68H132ZM134 67H135V66H134ZM141 67H142V66H141ZM146 67H148V66H146ZM159 67H160V68H159ZM165 67H164V68H165ZM171 67H172V68H171ZM197 67H198V65H197ZM10 68L12 69L11 66H10ZM10 68H9V70L11 71ZM14 68H15V67H14ZM18 68H19V67H18ZM61 68H63V67H61ZM143 68H144V67H142V68H138V70H139V69H142L143 71H145ZM154 68L150 69V70H152V74H154V73L156 72V70H154L155 72L153 71ZM166 68H165V69H166ZM188 68H189V67H188ZM190 68H191L190 70L193 69L192 66H191ZM0 69H1V72H2V70H3V73H4V71H5L4 68H0ZM5 69H6V67H5ZM77 69H78V68H77ZM77 69L75 68V70H77ZM79 69H80V68H79ZM197 69H199V68H197ZM197 69H196V70H197ZM6 70H8V69H6ZM9 70H8V71H9ZM71 70H72V69H71ZM73 70H74V69H73ZM128 70H129V69H128ZM130 70H131V69H130ZM130 70H129V71H130ZM135 70H137V69H135ZM135 70H134V71H135ZM146 70L150 71L149 69H146ZM167 70H168V69H166V71H167ZM175 70H176V69H174L173 72L170 71V72H172V74H171V75H172V78H173V77L175 78ZM178 70H177V75H178L179 72H180V71H178ZM180 70H181V69H180ZM196 70L194 69V71H196ZM199 70H201V69H199ZM199 70H198V71H199ZM16 71H17V70H16ZM16 71H14V69H13V73H15L14 76H16ZM19 71H20V70H19ZM34 71H36V70H34ZM34 71H33V72H34ZM39 71H40V69H39ZM126 71H127V70H126ZM134 71H133V69H132V73H134ZM164 71H165V70H164ZM185 71H186V69H185ZM194 71H193V72H194ZM1 72H0V73H1ZM5 72L7 73L6 75H8L9 72H7V71H5ZM44 72H45V71H44ZM62 72H63V70H62ZM67 72H68V71H67ZM67 72H66V73L63 72L64 75L67 76L68 74H73V73H75V71H73V73H68V74H67ZM69 72H71V71H69ZM139 72H140V70H139ZM183 72H184V70H183ZM196 72H197V71H196ZM3 73H2V74H3ZM31 73H32V72H31ZM38 73H40V72H38ZM82 73H83V72H82ZM85 73H86V72H85ZM130 73H131V72H130ZM156 73H157V72H156ZM159 73H158V74H159ZM163 73H165V72H162V75H163ZM173 73H174V74H173ZM197 73H199V72H197ZM9 74H10V75L8 76V78H9V79L11 78L9 81H11V80L14 79V78L16 79V77H18V76L14 77L11 73H9ZM24 74H25V72H24ZM24 74H21V75L24 76ZM26 74H27V73H26ZM34 74H35V72H34ZM41 74H42V73H41ZM60 74L62 75L61 71H60ZM88 74H89V73H88ZM88 74H87V76H88ZM124 74H125V73H124V71H123V75H124ZM128 74H129V73H128ZM135 74H136V72H135ZM137 74H138V73H137ZM165 74H166V73H165ZM180 74L182 75V74H184V73H181V72H180ZM64 75H62V77H64ZM73 75H74V74H73ZM130 75H131V74H130ZM160 75H161V74H160ZM167 75H170V74H167ZM167 75H166V76H167ZM2 76H3V75H2ZM10 76H11V77H10ZM12 76H13V78H12ZM25 76H27V75H25ZM32 76H33V75H32ZM36 76H37V75H36ZM47 76H48V75H47ZM69 76L71 77L72 75H69ZM128 76H129V75H128ZM133 76H134V75H133ZM144 76L146 77V75L141 76V77H142V79H141L142 82L145 81V80H143V79H146V81H149V80H147V78H143ZM164 76H165V75H164ZM5 77H7V76H5ZM28 77L30 78V76H28ZM42 77L44 78V75H42ZM42 77H41V78H42ZM74 77H75V76H73V78H74ZM76 77H77V76H76ZM83 77H84V75H83L81 78H83ZM95 77H96V76H95ZM135 77H137V76H135ZM149 77H150V76H149ZM8 78H7V79H8ZM29 78H28V79H29ZM35 78L37 79L38 77H35ZM43 78H42V79H43ZM48 78H49V77H48ZM73 78H72V79H73ZM78 78H79V77H77V79H78ZM85 78H87V77H85ZM127 78H128V77H127ZM127 78H125L124 80H126ZM137 78H139V77H137ZM137 78H135V79H137ZM165 78H166V77H165ZM178 78H179V76H178ZM178 78H176V80H177ZM180 78H182V77H180ZM183 78H184V77H183ZM199 78H200V77H199ZM20 79H21V78H20ZM77 79L75 78L73 82H75V80H76V83H77ZM79 79H80V78H79ZM79 79H78V80H79ZM89 79H90V78H89ZM166 79H167V78H166ZM3 80L5 81L4 76H3V78L0 77V82H1V81L3 82ZM24 80H27V78H25ZM37 80H38V79H37ZM40 80H41V79H40ZM93 80H95V79H93ZM151 80H152V79H151ZM154 80H156V79L153 78V81H152V82H155ZM15 81H17V80H15ZM27 81H28V83H30L29 80H27ZM38 81H39V80H38ZM47 81H48V80H47ZM47 81H46V83H47ZM80 81H81V79H80L78 82H80ZM135 81H137V80H135ZM135 81H134V82H135ZM138 81H139V79H138ZM146 81H145V82H146ZM174 81H175V80H174ZM12 82H14V81L12 80ZM22 82H23V81H22ZM22 82H19V83H22ZM25 82H26V81H25ZM35 82H36V81H35ZM42 82H43V81L41 80V83H42ZM87 82H88V81H87ZM125 82H127V80H126ZM132 82H133V81H132ZM23 83H24V82H23ZM23 83H22V84H23ZM46 83L44 84L43 92L45 91L44 89H46L47 86H48V85H47V86L45 87ZM135 83H136V82H135ZM148 83H149V82H148ZM148 83H147V84L145 83V84L148 85ZM157 83H159V82L157 81V82H156V85H157ZM257 83H258V84H261V82H260V83L257 82ZM257 83H256V84H257ZM3 84H4V85H8V84H5V82H4ZM14 84H16V83L14 82ZM73 84H74V83H73ZM78 84H80V83H77V85H78ZM82 84L84 85L85 82H83ZM133 84H134V83H133ZM138 84H139V82H137V85H138ZM141 84H142V83H141ZM154 84H155V83H154ZM256 84H254L255 87L258 86V85H256ZM262 84H263V83H262ZM17 85H18V84H17ZM86 85H87V84H86ZM128 85H129V84H128ZM128 85H127V88L130 87V86L128 87ZM143 85H144V84H143ZM143 85H142V87H143ZM156 85H155V86H156ZM9 86H11V84H10ZM12 86H13V84H12ZM21 86H22V85H21ZM21 86H20V89H21ZM23 86H24V84H23ZM75 86H76V84H75ZM75 86H72V87H74V89H75ZM78 86H79V85H78ZM80 86H82V85H80ZM259 86L261 87V85H259ZM16 87H17V86H16ZM25 87H26V86H25ZM260 87H258V88L260 89ZM262 87H264V84H263ZM1 88L3 89L2 86H0V90H1ZM8 88H9V87L7 86L6 89L4 88L5 90L3 89V90H4L3 93H6V96H7V95L9 96L10 93H11V92H9V91H11V90H9ZM77 88H78V87H77ZM130 88H131V87H130ZM145 88H147V90H149V91H153V90H150L148 87H145ZM258 88H257V89H258ZM7 89H8V92H9V93L6 92ZM18 89H19V88H18ZM18 89H17V90H18ZM27 89H28V87H27ZM29 89H30V88H29ZM37 89H38V88H36L35 90H37ZM79 89H81V87H79ZM82 89H84V88H82ZM124 89H125V88H124ZM143 89H144V88H143ZM217 89H218V88H217ZM252 89H253V92H254V88H252ZM252 89H251V90H252ZM257 89L255 88V91H256V92H257ZM3 90H2V91H3ZM17 90L15 91V89H14L15 93H13V90H12V93H11L12 95H11V97H9V99L13 98V99H11V101L8 99V96H7V100H5L6 102L4 101V103H7V104H8V100L11 102V103H9L11 106L9 105L8 107H9V108H12V112L14 111L13 106H12V100H13L14 108L17 107V106H16L17 104L15 105V103H14V102H16V101H14V97H12V96H14V94H16V92L18 93ZM23 90H24V89H23ZM33 90H34V88H33ZM89 90H90V89H89ZM129 90H130V89H128V91H127L128 94H129ZM141 90H142V89H141ZM141 90H140V91H141ZM144 90H146V89H144ZM211 90H212V92H214V93H215V91H216L215 88H214V89H211ZM220 90H221V89H220ZM220 90L216 91V93H217V95H218L217 97H219V95H223L222 93H223L224 91H223V92L221 91V94H220V93H219ZM251 90H247V93H248V91H251ZM260 90H261V89H260ZM260 90H259V91H260ZM2 91H0V92H2ZM30 91H31V90H30ZM78 91H79V93H80V90H78ZM78 91H77V94H78ZM83 91H84V90H83ZM83 91H81L82 94L84 93ZM87 91H88V90H87ZM90 91H91V90H90ZM124 91H125V90H124ZM137 91L139 92V90H137ZM227 91H228V92H227ZM227 91H226L227 93L232 94V93H231L232 90L230 91V89H229V90H227ZM262 91H263V90H262ZM23 92H24V91H23ZM34 92H36V91H34ZM37 92H38V91H37ZM74 92H75V91H74ZM142 92L147 93L146 91H143V90L141 91V93H142ZM212 92H210V95H212ZM226 92H224V93H226ZM234 92H235V91H234ZM260 92H261V91H260ZM260 92H259V94H260ZM3 93H2V94H3ZM7 93H8V94H7ZM38 93L40 94V92H38ZM45 93H46V92H44L43 94L45 95ZM85 93H86V91H85ZM85 93H84V94H85ZM87 93H88V92H87ZM133 93H134V92H133ZM216 93H215V94H216ZM249 93H250V92H249ZM2 94L0 93V95H2ZM23 94H24V93H23ZM35 94H36V93L31 94V96H32V95H35ZM43 94H42V95H43ZM80 94H81V93H80ZM89 94H90V93H89ZM135 94H137V93H135ZM139 94H140V93H139ZM155 94H157V93H155ZM238 94H239V92H238ZM240 94H241V92H240ZM240 94H239V96H240ZM253 94H254V93H253ZM40 95H41V94H40ZM42 95L40 96V97H42V98H39V100H40V99H43L44 95H43V96H42ZM129 95H130V94H129ZM131 95H132V94H131ZM148 95H150V97H151V94L148 93ZM235 95H236V94H235ZM256 95H257V96H255V97L258 98V94H256ZM262 95H263V94L259 95V97L261 96V97L264 99V96H262ZM4 96H5V95H4ZM6 96H5L4 99H6ZM16 96H17V94H16ZM16 96H15V98H16V100H17V97H16ZM26 96H27V95H26ZM26 96H25V99H26ZM31 96H28L27 98L29 99V98H31ZM35 96H36V95H35ZM78 96H80V95H78ZM85 96H87V94H86V95H81L82 98H85ZM92 96H93V95H92ZM134 96H135V95H134ZM140 96H141V98H144L145 95L143 96V95L141 94V95H139L138 97H140ZM142 96H143V97H142ZM155 96H156V95H155ZM214 96H216V95H214ZM225 96H226V98H227L228 94L225 95ZM225 96H224V97H225ZM230 96H232V95H230ZM233 96H234V95H233ZM251 96H252V95H251ZM253 96H254V95H253ZM0 97H1V96H0ZM20 97H21V95H20ZM20 97H19V100L21 99ZM22 97H23V100H24V96H23V95H22ZM33 97H34V96H33ZM38 97H39V95H38ZM38 97H37V99H35V97H34L35 101L38 100ZM126 97H127V99L129 98L127 95H126ZM136 97H137V95H136ZM138 97H137V98H138ZM152 97H153V96H152ZM221 97L223 98V96H221ZM221 97H220V98H221ZM236 97H238V96H236ZM236 97H233V98H236ZM109 98H110V97H109ZM137 98H136V100H138ZM147 98H149V97H147ZM156 98H158V96H157ZM231 98H232V97H231ZM4 99H3V100H4ZM90 99H91V98H90ZM90 99H89V100H90ZM112 99H113V98H112ZM112 99H109V100L107 99L108 101H105V102H107V103L109 102V105L111 104V106H112V103H110V101H111V102L113 101ZM159 99H161V97H160ZM159 99H158V102H159V104H160L161 100L164 99V98L162 97V99H161L160 101H159ZM263 99H262V100H263ZM3 100H2V101H3ZM19 100H18V101H19ZM114 100H115V98H114ZM130 100H132V99H130ZM139 100H141V99H139ZM149 100H151V99H149ZM24 101L26 102V101H28V100H24ZM40 101H42L43 104H44L45 102L47 103V101H45V99L40 100ZM44 101H45V102H44ZM87 101H88V100H87ZM91 101H92V100H91ZM147 101H148V100H147ZM156 101H157V100H156ZM255 101H256V100H255ZM259 101H260V100H259ZM25 102H24V104H25ZM128 102H129V104H131V102H130L129 100H128ZM144 102H145V101H144ZM149 102H150V101H149ZM152 102H154V99L152 100ZM16 103H18V102H16ZM46 103H45V104H46ZM107 103H106V105L109 106ZM113 103H114V101H113ZM147 103H148V102H147ZM155 103H156V102H155ZM161 103L164 104V101H162ZM141 104H142V103H141ZM165 104H166L165 106L168 105L167 103H165ZM3 105H5V104H3ZM3 105H2V106H3ZM46 105H48V103H47ZM138 105H139V103H138ZM5 106H6V105H5ZM19 106H22V105H19ZM27 106H28V104H27ZM87 106H89V105H87ZM162 106H163V105H162ZM165 106H164V107H165ZM24 107L26 108V106H24ZM24 107H23V108H24ZM104 107H105V105H104ZM130 107L133 108L132 104H131ZM143 107H144V105L142 104V107L140 106V108H143ZM148 107H149V106H148ZM167 107L171 110V107H172V106H171V107H170V106H167ZM17 108H18V107H17ZM92 108H93V107H92ZM136 108H137V107H136ZM138 108H139V107H138ZM145 108H147V106H145L143 109L145 110ZM159 108H160V106H159ZM165 108H166V107H165ZM165 108H164V109H165ZM173 108H174V107H173ZM173 108H172V110H173ZM1 109H2V108H1ZM5 109H6V108H4V110H5ZM20 109H21V108H18V111H19ZM87 109H89V108H87ZM90 109H91V108H90ZM90 109H89V110H90ZM107 109H108V108H106V111H107V113H108V110H109V109H108V110H107ZM115 109H116V108H115ZM154 109H156V108H154ZM162 109H163V108H162ZM166 109H167V108H166ZM169 109H168L167 111H169ZM2 110H3V109H2ZM10 110H11V109H8L7 111L9 112ZM26 110H27V109H26ZM26 110H25V111H26ZM31 110H32V109H31ZM45 110H46V109H45ZM45 110H44V111H45ZM104 110H105V109H104ZM134 110H135V109H131L132 112H133ZM138 110H140V109H138ZM147 110H148V112H149V109H148V108H147ZM147 110H145V111L147 112ZM157 110H158V109H157ZM172 110H171V111H172ZM23 111H24V110H23ZM25 111H24V114L26 113ZM28 111H30V110H28ZM28 111H27V112H28ZM90 111H91V110H90ZM113 111H114V110H112V111H110V112H113ZM116 111H117V110H116ZM141 111H142V109H141ZM145 111H144V113H145ZM152 111H153V110H152ZM5 112H6V111H5ZM14 112H16V109H15ZM14 112H13V113H14ZM110 112H109L108 114H110ZM114 112H115V111H114ZM117 112H118V111H117ZM139 112H140V111H139ZM155 112H156V110H155ZM164 112H166V111L164 110ZM172 112H177V111H172ZM6 113H7V112H6ZM9 113H10V112H9ZM13 113H12V116H13ZM30 113H31V112H30ZM30 113H29V114H30ZM47 113H49V111H48ZM107 113H106V114H107ZM137 113H138V111L134 112V113H133L134 115L132 116V117H134V119H136L135 121H138V120H137V117H138V116L135 118V114H137ZM141 113H142V112H141ZM150 113H151V112H150ZM150 113H149V114H150ZM167 113H168V112H167ZM10 114H11V113H10ZM10 114H9V115H10ZM16 114H17V112H16ZM24 114H22V116H23ZM26 114H28V113H26ZM49 114H50V113H49ZM114 114H116V113H114ZM130 114H131V112H130ZM138 114H139V113H138ZM146 114H147V113H146ZM171 114H173V113H171ZM17 115H18V114H17ZM46 115H47V114H46ZM143 115H144V114H143ZM151 115H152V114H151ZM157 115H158V114H157ZM14 116H15V117H13V118H12L11 116H10V117H11L12 119H14V118L17 117L15 114H14ZM111 116H113V115H111ZM129 116H130V115H129ZM141 116H142V115H141ZM141 116H140V118H141ZM144 116H145V115H144ZM148 116L151 117L150 115H148ZM169 116H170V115H169ZM19 117H20V114L18 115L17 119H19ZM27 117H28V115H27ZM173 117H174V116H173ZM6 118H8V117H6ZM11 118H10V120H9V119H8V120L11 121ZM24 118H25V117H23V119H24ZM28 118H29V117H28ZM138 118H139V117H138ZM143 118H144V117H143ZM143 118H142V119H143ZM158 118H159V117H158ZM17 119H15V120L17 121ZM20 119H22V118H20ZM25 119H26V118H25ZM145 119H146V116H145ZM149 119H150V118H149ZM152 119H154V116L152 117ZM152 119H151V120H152ZM15 120H13V121H14L13 123L15 124L13 127L16 128V127H17L16 124H18L19 122L17 121V123H16ZM156 120H157V119H156ZM20 121H21V120H20ZM22 121H23V120H22ZM144 121H145V120H144ZM152 121H153V120H152ZM152 121H151V122H152ZM190 121H191V120H190ZM132 122H133V120H132ZM148 122H149V120H148ZM148 122H147V123H148ZM155 122H156V121H155ZM157 122H158V121H157ZM193 122H194V120H193ZM193 122H191V123H193ZM7 123H8V122H7ZM9 123H11V122H9ZM9 123H8V124H9ZM135 123H136V122H135ZM143 123H144V122H143ZM145 123H146V121H145ZM147 123H146V124H147ZM160 123H161V122H160ZM11 124H12V123H11ZM136 124H138V122H137ZM136 124H135V125H136ZM139 124H140V123H139ZM139 124H138L137 126H138V128H141V127H139V126H140ZM151 124H157V123H151ZM158 124H159V123H158ZM21 125H22V124H21ZM89 125H90V124H89ZM91 126H93V125L91 124ZM91 126H90V128H91ZM94 126H95V125H94ZM146 126H147V125H146ZM159 126L161 127L162 125L159 124ZM13 127H12V128H13ZM18 127H20V124H19ZM39 127H40V126H39ZM88 127H89V126H88ZM101 127H102V126H101ZM148 127H149V126H148ZM148 127H147V128H148ZM162 127H163V126H162ZM162 127H161V128H162ZM15 128H14V129H15ZM20 128H21V127H20ZM36 128H37V127H36ZM123 128H124V127H123ZM133 128H136V130H137V127H136V126H134ZM143 128H145V127H143ZM147 128H146V129H147ZM157 128H158V127H157ZM161 128L158 129V130H159L160 133L162 134V129H161ZM177 128H178V126H177ZM177 128L174 129V130H175V132H174V133H175V136L172 135V137H169V139H170V143H171L172 138H173V140H172V141H173V144H174V141H175V146L173 147L174 150L177 149V146L182 147V143L185 144V142H182L184 138L182 139V138L180 137V135H179V134H180V130H179V133H178L179 138H180V140H179L178 135H177V132H176V129H177ZM9 129H10V128H9ZM50 129H52V128H50ZM50 129H49V131H50ZM62 129H63V128H62ZM64 129H65V128H64ZM64 129H63V131H64ZM69 129H70V128H69ZM99 129H100V127H99ZM104 129H105V127H104ZM125 129H126V128H125ZM127 129H128V128H127ZM150 129H151V128H150ZM172 129H173V128H172ZM181 129H183V128H181ZM15 130L17 131V129H15ZM19 130H20V129H19ZM53 130H54V129H53ZM77 130H78V131H77ZM80 130H82V131H80ZM80 130H79V129H76V130H73V129H72V132H70V131H69V132L71 133L70 135L73 134V131H74V134H73V135H75V131L78 132V133H81L82 135H84V136H82V135H81V136H82V137H85V140H84V141H86L87 137L89 136V135H87V134L90 133L91 130H90V131H86V129H85L86 133L83 132V131H84L83 128H80ZM94 130H95V129H94ZM106 130H107V129H105V131H106ZM108 130H109V129H108ZM111 130H112V129H111ZM130 130H131V129H130ZM130 130H129V131H130ZM143 130H145V129H143ZM151 130H152V129H151ZM151 130H147V132H145V131H144V132L147 134V133H148L149 131H151ZM156 130H157V129H155V131H156ZM158 130L156 131L158 134H157V133H156V134L161 136V134H159V131H158ZM9 131H10V130H9ZM11 131H12V130H11ZM55 131H56V130H55ZM55 131H54V132H55ZM57 131H58V129H57ZM59 131H60V128H59ZM61 131H62V130H61ZM67 131H68V130H67ZM79 131H80V132H79ZM95 131H96V130H95ZM117 131H119V130L117 129ZM131 131H132V130H131ZM138 131H139V129H138L137 131H135V129H134V132H135L134 134H136V132H137V133H139V136L141 137V135L144 134V132L140 135V132H141V131H140V132H138ZM155 131H154V132H155ZM168 131H172V130H168ZM7 132H8V131H7ZM64 132H65V131H64ZM82 132H83V133H82ZM102 132H103V131H102ZM107 132H108V131H107ZM111 132H112V131H111ZM119 132H120V131H119ZM123 132H125V131H123ZM126 132H127V131H126ZM132 132H133V131H132ZM9 133L12 134V133H14V132H12V133L9 132ZM40 133H41V132H40ZM61 133H63V132H61ZM84 133L87 135V137H86V135H85ZM93 133H94V132H93ZM96 133H97V132H96ZM150 133H151V132H150ZM152 133H153V132H152ZM152 133H151V136L153 137L154 135H153ZM163 133H164V132H163ZM14 134H15V133H14ZM48 134H50V133H48ZM55 134H56V133H55ZM57 134H59V132H58ZM57 134H56V135H57ZM64 134H65V133H64ZM100 134H101V133H100ZM103 134H104V133H103ZM107 134H109V133H107ZM112 134H115V133L112 132ZM134 134H132V136H133ZM146 134H144V135H145V138H146V136H147ZM154 134H155V133H154ZM167 134H170V133H167ZM51 135H52V133H51ZM67 135H68V134H67ZM67 135H66V136H67ZM97 135H98V133H97L96 136H95L96 139L98 138ZM116 135H117V134H116ZM125 135H127V134L125 133ZM129 135H130V134H129ZM176 135H177V136H176ZM57 136L60 137V135H57ZM66 136H64V138L62 139V144H61V142H60L61 145L58 143L59 141H54V142L57 143V148H58V150H59V149H62V147H60V146H62V145H63V148H64V146H65V147H71L72 149H73V147H74L75 150H76V149L79 150V148H80L79 146H81V145H80V144H77L76 142H75V143L72 142V141L75 140L77 137H79V135L77 134V135L75 136L76 138L74 137L73 140H72L73 136H71V138L69 137L70 140H72V141H71L72 143L68 140V139H69V138H67L68 136H67V137H66ZM117 136H118V135H117ZM119 136H120V134H119ZM122 136H124V135H122ZM134 136H137V135H134ZM139 136H137V137L139 138ZM148 136H149V137H148ZM148 136H147V137H148L149 139L147 138L146 143H149L151 140H152V142L155 140V138H154V140H153V138H152V139L150 138V134H148ZM155 136H156V135H155ZM160 136H158V139L160 138ZM167 136H168V135H167ZM169 136H171V134H170ZM173 136H174V137H173ZM39 137H40V136H39ZM44 137H45V136H44ZM51 137H52V136H51ZM95 137H93V138L95 139ZM109 137H110V136H109ZM109 137H108V138H109ZM112 137H113V136H111V138H112ZM114 137H115V136H114ZM137 137H136V138H137ZM161 137H162V136H161ZM165 137H166V135H165ZM46 138H47V137H46ZM46 138H45V139H46ZM52 138H53V137H52ZM79 138H80V137H79ZM88 138H89V137H88ZM117 138H118V137H117ZM123 138H124V137H123ZM133 138H134V137H133ZM136 138H135V139H136ZM141 138L145 139L144 137H141ZM163 138H164V136L162 137V139H163ZM174 138H175V139H174ZM45 139H44V140H45ZM47 139H48V138H47ZM77 139H78V138H77ZM81 139L83 140L84 138H80L79 140H81ZM91 139H92V138H91ZM94 139H93V140H94ZM99 139H100V138H99ZM101 139H102V138H101ZM119 139H120V138H119ZM119 139H118V140H119ZM158 139H157V137H156V140H157V141H155V142L157 143V146H159V145H158ZM169 139H168V140H169ZM181 139H182V141H181ZM102 140H104V139H102ZM110 140H111V139H110ZM123 140H124V139H123ZM123 140H122V141H123ZM141 140H142V139H141ZM141 140H140V141H141ZM148 140H149V142H147ZM160 140H161V139H160ZM163 140H164V139H163ZM177 140H178V141H177ZM21 141H22V140H21ZM41 141H42V140H41ZM47 141H48V140H47ZM84 141H83V142H84ZM98 141H99V140H98ZM111 141H112V140H111ZM116 141H117V140H116ZM140 141H138V142H140ZM143 141H144V140H143ZM143 141H142V142H143ZM161 141H162V140H161ZM180 141H181V143H180V145H179L178 142H180ZM6 142H7V140H6ZM10 142H11V141H10ZM10 142H9V143H10ZM49 142H50V141H49ZM49 142H48V143H49ZM77 142H78V140H77ZM87 142H89V140H88ZM87 142H85V146H87V145H86ZM94 142H96V141L94 140ZM94 142H92V143L94 144ZM101 142L103 143V141H101ZM108 142H110V141L108 140ZM124 142H127V141H124ZM132 142H133V141H131V143H132ZM134 142H135V141H134ZM144 142H145V141H144ZM163 142H164V141H163ZM163 142H162V143H163ZM9 143H6V144H9ZM78 143H79V142H78ZM80 143H81V142H80ZM102 143H100V144H102ZM110 143H111V142H110ZM110 143H109V144H110ZM112 143H114V142L112 141ZM112 143H111V144H112ZM117 143H118V142H117ZM131 143L129 142V144H131ZM135 143H136V142H135ZM176 143H177V144H176ZM245 143H246V142H245ZM97 144H99V143H97ZM109 144L107 145V143H105L104 147H105L106 145L109 146ZM111 144H110V145H111ZM119 144H120V142H119ZM121 144H122V142H121ZM129 144L127 145V148H125V147H126V146H125L126 144H124L125 147H124V146L122 147V151H121V149H120V145H117V144H116L117 146H119V147L116 148V149H117V150L119 149V150L121 151V152L119 151V153L121 154V153L123 152V148L126 149V150L128 151V149L130 148V147L128 148ZM138 144H139V143H138ZM138 144H137V146L134 145L132 151H130V149H129V152H130V153H133V152L135 153L134 148H135V150L138 149L139 151H138V150H137V151H138L139 153L136 152L135 155H137V153H138V154H140V157H141V153H142V152L140 153V151H141L140 149H141L142 147H141L140 144L143 145V143L140 142V144H139L140 146H139V147H138ZM144 144H145V143H144ZM171 144H172V143H171ZM184 144H183V145H184ZM243 144H244V143H243ZM12 145H13V143H12ZM19 145H20V143H19ZM22 145H23V144H22ZM22 145H20V147H23ZM51 145H52V144H51ZM54 145L56 146L55 143H54ZM88 145H89V144H88ZM90 145H91V143H90ZM90 145H89V146H90ZM94 145H96V144H94ZM122 145H123V144H122ZM148 145H151V143L148 144ZM7 146H8V145H7ZM55 146H53V147H55ZM72 146H73V147H72ZM82 146H83V144H82ZM82 146H81V147H82ZM96 146H97V145H96ZM96 146H95V147H96ZM101 146L103 147V145H101ZM101 146H98V147H101ZM113 146H115V145H113ZM113 146H111V148H110V152H107V150H109V149H107L108 147L105 149V151L107 152V154H113V153H111V151L113 152V151L115 150V149L113 148ZM132 146H133V145H132ZM135 146H136V147H135ZM144 146H146V144H145ZM153 146H154V143L152 144V146H150V148L153 147ZM170 146H171V145H170ZM172 146H173V145H172ZM59 147H60V148H59ZM76 147H78V148H76ZM140 147H141V148H140ZM155 147H156V145L154 146V148H155ZM159 147L162 148L161 145H160ZM159 147H158V148H159ZM175 147H176V149H175ZM51 148H52V146H51ZM57 148H56V149H57ZM91 148H92V147H91ZM91 148H90V149L85 148V147L82 148V151H83L82 153H83L84 155H86L85 157H87V158L90 157V159H91L94 155H97V154H98V152L96 153L97 148H96V151H94V149H91ZM139 148H140V149H139ZM154 148H153V149H154ZM165 148H166V147H165ZM165 148H163L164 151H165ZM238 148H239V147H237V149H238ZM251 148H252V147H251ZM111 149H113V150H111ZM131 149H132V147H131ZM148 149H149V148H148ZM148 149L145 148L144 152H145V151L148 152L149 150H150V151L153 150V149H149V150H148ZM166 149H167V148H166ZM240 149H241V148H240ZM78 150H76V151L78 152ZM98 150H99V149H98ZM101 150L104 151V148L101 149ZM101 150H100L99 155H100L101 152H102ZM117 150H116V151H117ZM154 150H155V149H154ZM160 150H161V149H159L158 152H162V150H161V151H160ZM238 150H239V149H238ZM261 150H262V149H261ZM261 150H259V151L256 150L257 152H254L255 150H253L254 153H252L251 151H250V152H251V153H250V152H249V149H248V151L246 152V153H247V155H246L247 158H246V159H245V158H244V159L240 158L243 154H242V155L238 154V155L240 156L239 159H241L240 162H241L242 160H244V162H245V161H247L248 158H250V159H251V158H254V159H255V158H259L260 156H264V151H263V150L261 151ZM73 151H74V150H73ZM76 151H74V152H76ZM127 151H124L125 153H124V154L122 153L120 156H119V155L117 156V154H119V153H116V152H115V153H116V156L119 157V159H118L117 157H115L114 154H113V156H114L115 158H117L118 161H119V160L122 161V162H120V161H119V162H120L121 165H124V166H125L124 160H125V162H126V159H127V162H128V161H129L128 158H130V161H129V162H131V159L133 160V156H134V155L131 156L132 154H130V153L128 152V154H129L132 158H131V157L126 158V155H125V154H127V153H126ZM180 151H181V153H180ZM180 151H178V154L180 153L179 156L183 154V153H182L183 150H180ZM235 151H236V152H235ZM260 151H261V152H260ZM117 152H118V151H117ZM144 152H143V153H144ZM146 152H145V153H146ZM151 152H152V151H151ZM156 152H157V151L155 150L154 153L157 155L158 153H156ZM234 152H235V153H238L237 150H234ZM239 152H240V150H239ZM80 153H81V151H79V153H77V155H79ZM143 153H142V154H143ZM163 153H164V152H163ZM165 153H166V151H165ZM240 153H243V152L241 151ZM83 154H81V155H83ZM102 154H103V153H102ZM147 154H148V153H147ZM161 154H162V153H160L159 155H161ZM244 154H245V153H244ZM57 155H58V154H57ZM104 155H106V154L104 153ZM122 155H125V156H123V157H125L124 160H121V159H123V158H120V157H122ZM129 155H128V156H129ZM156 155H155V157H156ZM235 155L237 156V154H235ZM235 155H234V156H235ZM60 156H61V155H60ZM60 156H59V157H60ZM91 156H92V157H91ZM97 156H98V155H97ZM100 156H101V155H100ZM108 156H111V155H108ZM142 156H143V155H142ZM148 156H149V155H147V157H148ZM153 156H154V155H153V153H152V156H150V157H153ZM177 156H178V155H177ZM177 156H176V157H177ZM182 156H183V155H182ZM236 156H235V157H236ZM56 157H58V156H56ZM105 157H106V156H104V160H105ZM114 157H113V158L111 157V158H112V162H113V160H115ZM135 157H136V156H135ZM140 157L137 156V160H139L138 158H140ZM150 157H149V159H150ZM157 157H158V156H157ZM157 157H156V158H157ZM162 157H164V156H162ZM170 157H171V156H170ZM242 157H244V156H242ZM60 158H61V157H60ZM60 158L56 159V160H58V162L55 161V164H57V166H56V165H53V166H55V168H52V169L49 171L50 173L48 172V173H49V174H48V175H49V178H51V179H53V180H54V179L56 180V179H59V178H60V179H59V182H60L61 178H62V180H63V178L66 179V176H67L68 179H69L70 175H66V174H67L68 172L70 173V172L72 171V170H71V167H72V166H70V167L68 168L69 165L66 164V162H64L63 158H61V159H60ZM81 158H83V156H82ZM87 158H85V159H87ZM93 158H94V157H93ZM93 158H92V159H93ZM106 158H107V160H108L110 157H109V158L106 157ZM143 158H145V154H144ZM165 158H166V156H165ZM178 158H179V157H178ZM90 159H89V160L87 159V160L90 161ZM95 159H96V158H95ZM101 159H102V156H101ZM141 159H142V158H141ZM157 159H158V158H157ZM157 159L155 160V158H154V159L152 160V158H151L152 161H156V162H158V164H156V165H157V168H158V165H159V164H162V162H159L158 160H159V159L163 160V159L161 158V156H160V158H159L158 160H157ZM172 159H173V158H172ZM174 159H175V158H174ZM231 159H232V158H231ZM236 159H237V157L235 158V161H236ZM54 160H55V159H54ZM54 160H53V161H54ZM59 160L61 161L62 164H66V165H64V166L61 165V163L59 162ZM99 160H100V159H99ZM104 160H103V163H102L103 165L105 164ZM107 160H106V162H107ZM110 160H111V159H110ZM137 160H133V163L136 162ZM151 160H149L150 163H151ZM161 160H160V161H161ZM164 160H165V159H164ZM169 160H170V161H169ZM169 160L167 159V160H165V161H166V162H167V161L171 162V159H169ZM177 160H178V159H177ZM179 160H180V158H179ZM179 160H178V161H179ZM53 161H52V162H53ZM96 161H97V160H96ZM140 161H141V160H140ZM140 161H139V162H140ZM145 161L147 162L148 160H146V158H145ZM174 161H175V160H174ZM174 161H173V162H174ZM180 161H181V160H180ZM237 161H239V160H237ZM56 162H57V163H56ZM139 162H137V163H139ZM163 162H164V161H163ZM91 163H92V161H91ZM117 163H118V162H117ZM122 163H123V164H122ZM131 163H132V162H131ZM148 163H149V162H148ZM167 163H168V162H167ZM176 163H178V162H176ZM94 164H95V163H94ZM94 164H93V165H94ZM102 164H100V166H101ZM107 164H108V163H107ZM109 164L112 166L111 163H109ZM118 164H119V163H118ZM120 164H119V167H120V169H121ZM127 164H130V163H127ZM127 164H126V165H127ZM153 164H154V163H153ZM164 164H165V163H164ZM170 164H171V163H170ZM173 164H174V163H173ZM178 164H180V162H179ZM58 165H59V166H58ZM96 165H98V164H96ZM114 165H115V164H114ZM116 165H117V164H116ZM154 165H155V164H154ZM62 166L64 167V169H67V168H68V169H67V172H66V170L63 169ZM65 166H66L67 168H65ZM105 166H106V165H105ZM131 166H132V165H131ZM134 166H135V164H134ZM141 166H142V165H141ZM146 166H148V164H146ZM146 166H145V167H146ZM160 166H161V165H159V167H160ZM56 167H59V168L56 169ZM60 167H61V168H60ZM93 167H94V166H93ZM98 167H99V166H98ZM117 167H118V166H116V169L118 170ZM136 167H137V166H136ZM148 167H149V166H148ZM148 167H147V168H148ZM151 167H152V165H151ZM163 167H165V166H163ZM99 168H100V167H99ZM99 168H98V169H99ZM101 168H102V167H101ZM122 168H123V166H122ZM124 168H126V166H125ZM124 168L121 169V172H122V171L124 172ZM131 168H132V167H131ZM131 168H130L131 173L135 174V175H133V176L136 177V175H139V174H138L139 171H138L137 173H134V171H135L136 169L133 170V172H132ZM147 168H146V169H147ZM154 168H156V166H155ZM154 168H151V170L149 169L148 171H150L151 174H153V173H152V170H153ZM165 168H167V170H169V169H168V164H167V167H165ZM169 168H170V166H169ZM225 168H226V167H225ZM54 169H55V170H54ZM59 169H60V170H59ZM132 169H134V168H132ZM146 169H145V171H144V170H143V171L146 172ZM158 169H160V168H158ZM33 170H34V169H33ZM40 170H41V169H40ZM40 170H36V171H38V173H40ZM46 170H47V169H46ZM57 170H58V171H57ZM69 170H70V171H69ZM99 170H100V169H99ZM103 170H105V169H103ZM114 170H115V169H114ZM114 170H113V171H114ZM125 170H127V169H125ZM154 170H155V169H154ZM161 170H162V169H161ZM173 170H174V169H173ZM173 170H172V171H173ZM34 171H35V170H34ZM64 171L66 172L65 175H64V173H63ZM106 171H107V170H106ZM106 171H104V173H105ZM127 171H128V170H127ZM143 171H142V172H143ZM170 171H171V170H170ZM170 171H169V173H170ZM172 171H171V172H172ZM42 172H44V170H42ZM45 172H46V171H45ZM99 172H100V171H99ZM135 172H136V171H135ZM140 172H141V171H140ZM153 172H154V171H153ZM32 173H33V172H32ZM110 173H111V172H110ZM118 173H119V172L117 171L116 174H118ZM126 173L130 174L129 171L126 172ZM162 173H163V172H162ZM167 173H168V172H166V174H167ZM45 174L47 175V172H46ZM50 174H51V175H50ZM72 174H73V172H72ZM101 174H102V173H101ZM101 174H99V175H101ZM106 174H107V173H106ZM119 174H122V173H119ZM119 174H118V176H119ZM128 174H126V176H127ZM141 174H142V173H141ZM141 174H140V175H141ZM146 174L148 175V172H146ZM146 174H145V175H146ZM149 174H150V173H149ZM157 174H158V173H157ZM157 174H155V172H154L153 175H155V178L157 177V176H156ZM160 174H161V173H160ZM170 174H171V173H170ZM172 174H173V173H172ZM174 174H176L175 170H174ZM35 175H36V174H35ZM41 175H43V174H41ZM48 175H47V176H48ZM97 175H98V173H97ZM108 175L110 176V175H112V174H109V173H108ZM122 175H123V174H122ZM143 175H144V174H143ZM153 175H151V177H150L151 180H152V177L154 178ZM158 175H159V174H158ZM36 176H37V175H36ZM47 176H46V177H47ZM101 176H102V175H101ZM120 176H121V175H120ZM124 176H125V174H124ZM124 176H122V177H124ZM160 176H162V175H160ZM87 177H88V176H87ZM87 177H85V179H86ZM88 178H90V177H88ZM88 178H87V179H88ZM104 178H105V177H104ZM106 178H108V177H106ZM106 178H105V179H106ZM117 178H118V177L116 176V179H117ZM119 178H121V177H119ZM119 178H118V180H119ZM125 178H126V177H125ZM127 178H128V177H127ZM142 178H143V177H141V179H142ZM145 178H146V176H145ZM150 178H149V179H150ZM159 178H160V177H159ZM163 178H164V177H163ZM163 178H160V179H161V180H164ZM51 179H50V180H51ZM68 179H67V180H68ZM91 179H92V177H91ZM109 179H111V177H109ZM112 179H113L112 181H114L115 178H112ZM121 179H122V178H121ZM129 179H130V178H129ZM143 179H144V178H143ZM146 179H148V178H146ZM172 179H173V178H172ZM53 180H52V182L55 183L56 181H55V180L53 181ZM71 180H73V176H72V175H71ZM76 180H77V179H76ZM82 180H83V179H82ZM118 180H117V181H118ZM123 180H124V179H123ZM123 180H122L123 183H122L121 185L124 186V181H123ZM125 180H126V179H125ZM154 180H155V179H154ZM156 180H157V179H156ZM156 180H155V182H156ZM89 181H91V180H89ZM105 181L108 183L109 180H108V181L105 180ZM120 181H121V180H119V182H120ZM126 181H127V183H128V179H127ZM126 181H125V182H126ZM130 181H131V180H130ZM130 181H129V182H130ZM143 181H144V180H143ZM147 181H149V180H147ZM165 181H167V180H165ZM59 182L57 181L56 183H58V185H60L61 183L59 184ZM64 182H65V181H64ZM75 182H76V181H74V182H70V180L68 181L69 184H70V183H75ZM77 182H78V181H77ZM87 182H88V181H87ZM87 182H86V183H87ZM103 182H104V181H103ZM103 182H101V183H103ZM106 182H104V183H106ZM110 182H111V180H110ZM110 182H109V183H110ZM115 182H116V181H115ZM119 182H118V184H119ZM144 182H145V181H144ZM65 183H66V182H65ZM68 183H66V184H68ZM83 183H84V182H83ZM120 183H121V182H120ZM148 183H150V182H148ZM160 183H161V182H160ZM63 184H64V183H63ZM75 184H78V183H75ZM88 184H89V183H88ZM88 184H87V185H88ZM111 184H112V182H111ZM111 184H109V185H111ZM128 184H129V183H128ZM152 184H154L153 181H152ZM152 184H148V185H147V183H146L145 185L147 186V188H148L149 190H153V189H154V191H155V188L153 187L154 185H152ZM155 184H156V183H155ZM158 184H159V183H158ZM55 185H56V184H54V186H55ZM83 185H85V184H83ZM101 185H102V184H101ZM104 185H105V184H104ZM112 185H113V184H112ZM114 185H115V184H114ZM116 185H117V184H116ZM151 185H152V186H151ZM159 185H160V184H159ZM64 186H66V185H64ZM78 186H80V185L78 184ZM106 186H107V184H106ZM106 186H105V187H106ZM127 186H128V185H127ZM164 186H165V184H164ZM102 187H103V186H102ZM107 187L110 188L109 186H107ZM107 187H106V188H107ZM111 187L113 188L114 186H111ZM125 187H126V186H125ZM151 187H153V188H151ZM155 187H157L156 189L159 188L158 185H156ZM48 188L50 189V187H48ZM68 188H69V187H68ZM71 188H72V186H71ZM103 188H104V187H103ZM114 188H116V186H115ZM114 188H113V190H114V192H115V189H114ZM117 188H118V187H117ZM150 188H151V189H150ZM163 188H164V187H163ZM169 188L171 189V187H169ZM49 189H48V191L51 190V189H50V190H49ZM55 189H56V188H54V190H55ZM60 189H61V188L59 187V190H60ZM66 189H67V188H66ZM121 189H122V188H121ZM126 189H127V188H126ZM126 189H125V190H126ZM56 190H58V189H56ZM64 190H65V188H64ZM79 190H80V189H78V193L81 192V190H80V192H79ZM106 190H107V189H106ZM118 190H119V189H118ZM60 191H61V190H60ZM65 191H66V190H65ZM75 191H76V190H75ZM75 191H74V192H71V193H72L71 195H73V193L75 194ZM107 191H108V190H107ZM157 191H158V192H157ZM159 191H160V189L156 190L157 194L159 193ZM163 191H164V189H163ZM54 192H55V191H54ZM56 192H57V191H56ZM66 192H69V193H70V190L67 189ZM105 192H106V191H105ZM110 192H112V189L110 190ZM110 192H109V193H110ZM114 192H113V193H114ZM156 192H153V193H156ZM69 193H68V196L70 195ZM113 193H110V194H112V196H114L115 194L113 195ZM118 193L121 195V192H118ZM124 193H125V192H124ZM153 193H149V194H153ZM50 194H51V193H50ZM57 194H58V193H57ZM62 194H63V193H62ZM62 194H61L60 196H62ZM106 194H107V193H106ZM126 194H127V192H126ZM126 194H123V195L125 196ZM162 194H164V192L161 193V191H160V195H162ZM48 195H49V193H48ZM54 195H55V197L57 198V195H56V194H54ZM75 195H77V193H76ZM78 195H79V194H78ZM78 195H77V196H78ZM123 195H121V196H123ZM173 195H175V194H173ZM63 196H64V194H63ZM68 196H67V197H68ZM73 196H74V195H73ZM77 196H76V197L74 196L75 199L77 198ZM105 196H107V195H105ZM155 196H157V195L155 194ZM49 197H50V196H49ZM55 197H54V198H55ZM58 197H59V196H58ZM74 197H73V198H74ZM109 197H111V195H108V198H109ZM118 197H119V196H118ZM118 197H117V193H116V197H113V200L115 199L114 202L116 201V198H117V200H118ZM126 197H127V196H126ZM152 197H153V195H152ZM176 197H178V196H176ZM190 197H191V196H190ZM56 198H55V199H56ZM64 198H65V197H64ZM68 198H69V197H68ZM68 198H67V199H68ZM70 198H71V197H70ZM119 198H122L121 200L123 201V198H125V197H119ZM188 198H189V197H188ZM0 199H1V198H0ZM71 199H72V198H71ZM110 199H112V197H111ZM110 199H109V200H110ZM155 199H156V198H155ZM161 199H162V198H161ZM52 200H53V199H52ZM57 200H58V199H57ZM61 200H62V199H61ZM63 200H64V199H63ZM65 200H66V199H65ZM68 200H69V199H68ZM68 200H67V202H68ZM109 200H108V201H109ZM132 200H133V199H132ZM189 200H190V198H189ZM53 201H54V200H53ZM59 201H60V200H59ZM71 201H72V200H71ZM76 201H77V199H76ZM76 201H75V202H76ZM111 201H112V200H110V203H111ZM126 201L129 202V199H126V198H125V202H126ZM50 202H51V200H50ZM60 202H61V201H60ZM60 202H59L58 204H60ZM73 202H74V200H73ZM112 202H113V201H112ZM130 202H131V201H130ZM133 202H134V201H133ZM133 202H131V203H133ZM154 202H155V201H154ZM159 202H160V201H159ZM55 203H56V202H55ZM55 203H54V205H55ZM62 203H63V202H62ZM93 203H94V202H93ZM102 203H103V202H102ZM110 203H108V204H110ZM121 203H122V202H121ZM121 203H120V201H119V203H117V204H118L119 206H120V205H123V204H121ZM123 203H124V201H123ZM162 203H164V200L162 201ZM230 203H231V202H230ZM2 204H4V203H2ZM58 204H57V206L59 207L60 205H58ZM64 204H65V203H64ZM64 204H63V205H64ZM69 204H72V203L70 202ZM100 204H101V203H100ZM124 204H125V203H124ZM126 204H127V202H126ZM134 204H135V203H134ZM52 205H53V203H52ZM54 205H53L52 207H54V209H55V206H54ZM63 205L61 206V208L63 207ZM101 205H102V204H101ZM128 205H129V207H130L132 204H128ZM230 205H232V203H231ZM50 206H51V205H50ZM57 206H56V207H57ZM64 206H65V205H64ZM66 206H69V205H66ZM74 206H75V205H73V207H74ZM81 206H82V205H81ZM85 206H87V205L85 204ZM85 206H84V207H85ZM102 206H105L104 203H103ZM111 206H114V204H113V205H110V206L108 205L109 210L112 208ZM119 206H118V208H119ZM125 206H126V208H128L127 205H124V206H122L121 209L123 210V208H124ZM157 206H158V205H157ZM164 206H165V205L163 204V207H164ZM228 206H229V205H228ZM73 207H72V206L70 207L71 211H73ZM91 207H92V206H91ZM120 207H121V206H120ZM155 207H156V204H155ZM160 207H162V206H160ZM225 207H227V206H225ZM229 207H230V206H229ZM229 207H228V208H229ZM232 207H233V206H232ZM2 208H3V207H2ZM59 208H60V207H59ZM63 208H64V207H63ZM67 208H69V207H67ZM75 208H76V206H75ZM87 208H88V207H87ZM87 208H86L85 210H87V212H88V209H87ZM103 208H104L105 211H107V209H106L105 207H103ZM113 208H114V207H113ZM126 208L124 209V211L121 210V211L123 212V213H121V215H120L121 218H125V216L127 215V214H125V211H128V209H126ZM130 208H132V206H131ZM133 208L135 209V208H137V207H133ZM230 208H231V207H230ZM230 208H229V209H230ZM3 209H4V208H3ZM6 209H7V208H6ZM54 209L52 208V210H54ZM65 209H66V208H65ZM65 209H62V210H65ZM134 209H133V210H134ZM163 209H164V208H163ZM226 209H227V208H226ZM232 209H233V208H232ZM236 209H237V208H236ZM55 210H57V209H55ZM68 210H69V209H68ZM82 210H83V208H82ZM92 210H93V209H92ZM94 210H95V209H94ZM96 210H97V209H96ZM104 210H103V212H105ZM112 210H114V209H111V211H112ZM156 210H158V209L156 208ZM66 211H67V210H66ZM66 211H65V212H66ZM80 211H81V210H80ZM111 211H110V213L112 214ZM115 211H116V210H115ZM130 211H131V209H130ZM130 211H128V212H130ZM134 211H135V210H134ZM160 211H161V210L159 209V211H157V212H160ZM225 211H226V210H225ZM248 211H249V210H248ZM6 212H7V211H6ZM67 212H68V211H67ZM73 212H74V211H73ZM84 212H86V211H84ZM135 212H136V211H135ZM162 212H163V211H162ZM226 212H227V211H226ZM228 212H229V210H228ZM228 212H227V213H228ZM108 213H109V212H108ZM108 213L106 212V215H107V216H108V215H111L110 213H109V214H108ZM223 213H225V212H223ZM227 213H225V214H227ZM235 213H236V212H235ZM235 213H233V211H232V214H235ZM115 214H116V215H115ZM124 214H125V215H124ZM129 214L131 215V213H129ZM158 214H159V213H158ZM158 214H157V216H158ZM160 214H161V213H160ZM160 214H159V215H160ZM232 214H231V215H232ZM103 215H104V213H103ZM113 215H114L115 217L118 216L117 213H114V211H113ZM164 215H165V214H164ZM111 216H112V215H111ZM111 216H108V217L110 218ZM120 216H119V217H120ZM162 216H163V215H161V217H162ZM126 217H127V216H126ZM155 217H156V216H155ZM161 217L159 216V218H160L161 220L165 221V220H164V217H165V216L163 217V219H162ZM106 218H107V217H106ZM159 218L157 217V219H154L153 221H155V220L158 221ZM230 218H231V217H230ZM107 219H108V218H107ZM114 219H115V218H114ZM132 219H133V221H132V222H133V223H132L133 225L130 224L131 227L134 226V223H135V225H136L137 221H139L140 218L138 217L137 220H135L136 218H131V219H129V220H132ZM140 220H142L141 223H140V226H141V224H143V221H144L145 219L143 220V218H142V219H140ZM153 221H151V223H152ZM157 221H155V223L153 222L154 225L157 224V223H160V222H157ZM159 221H160V220H159ZM163 221H162V222H163ZM146 222H147V221H146ZM115 224H116V223H115ZM119 224H121V222H120ZM119 224H118V225H119ZM147 224H148V222L146 223V225H147ZM161 224H162V223H161ZM60 225H61V224H60ZM121 225H122V224H121ZM137 225H139V223H137ZM163 225H164V224H162V228H161V229L164 228ZM165 225H168V223L166 222ZM172 225H173V224H172ZM114 226H115V225H114ZM128 226H129V225H128ZM155 226H156V225H155ZM157 226L161 227L159 224H157ZM169 226H170V225H169ZM169 226H168V228H167V227H165V228L168 230V229H169ZM175 226H176V225H175ZM112 227H113V226H112ZM112 227H111V228H112ZM121 227H122V226H121ZM121 227L119 226V229H120ZM134 227H137V226H134ZM149 227H150V226H149ZM171 227H172V228H175L174 225L171 226ZM114 228H115V227H114ZM116 228H117V227H116ZM129 228H130V227H129ZM143 228H144V227H143ZM259 228H260V227H259ZM259 228L256 229V230H259ZM263 228H264V226L262 225L261 230H262ZM122 229H123V227H122ZM122 229H121V230H122ZM135 229H136V228H135ZM159 229H160V228H159ZM161 229H160V230H161ZM177 229H178V227H177ZM113 230H114V229L112 228V231H113ZM148 230H149V229H148ZM170 230H171V228H170ZM261 230H260V232H261ZM112 231H111V232H112ZM146 231H147V230H146ZM163 231H166V230H163ZM173 231H174V230H173ZM262 231H263V230H262ZM114 232H115V231H114ZM114 232H113V233H114ZM117 232H118V231H117ZM119 232H120V231H119ZM138 232H139V230H138ZM169 232H170V231H169ZM171 232H172V231H171ZM175 232H176V228H175ZM195 232H197V230L194 229V232H193V233H195ZM120 233L122 234V232H120ZM120 233H118V234H120ZM133 233H134V232H133ZM115 234H116V232L114 233V236H117V235H115ZM129 234H130V233H129ZM131 234H132V232H131ZM131 234H130V236H131ZM167 234H168V233H167ZM174 234H176V233H174ZM197 234H198V233H197ZM197 234H195V236H196ZM106 235H107V234H106ZM106 235H105V236H106ZM127 235H128V233H127ZM176 235H177V234H176ZM178 235H179V233H178ZM200 235H201V234H200ZM69 236H71V235H69ZM111 236H112V235H111ZM114 236H113V237H114ZM169 236H170V233H169ZM193 236H194V235H193ZM195 236H194V237H195ZM106 237H107V236H106ZM108 237H109V236H108ZM113 237H112V238H113ZM121 237H122V236H121ZM121 237H120V238H121ZM123 237H124V236H123ZM136 237H137V234H136ZM174 237H175V235H174ZM178 237H180V236H178ZM178 237H175V238H178ZM196 237H200V236L198 235V236H196ZM70 238H71V237H70ZM109 238H111V237H109ZM171 238H172V235H171ZM175 238H174V240H175ZM106 239H107V238H106ZM115 239H116V238H115ZM118 239H119V238H117L115 241H117ZM127 239H128V238H127ZM132 239H133V237H132ZM194 239H195V238H194ZM196 239H197V238H196ZM238 239H239V238H238ZM111 240H112V239H111ZM111 240H110V241H111ZM130 240H131V238H130ZM171 240H172V239H171ZM174 240H173V242H174ZM180 240H181V239H180ZM183 240H184V239H183ZM60 241H64V240H60ZM70 241H71V240H70ZM74 241H76V240H74ZM112 241H114V240H112ZM115 241H114V242H115ZM138 241H139V240H138ZM152 241H153V240H152ZM178 241H179V240H178ZM192 241H194V240L192 239ZM196 241H198V239H197ZM196 241H195L194 243H196ZM200 241H201V240H200ZM200 241H199V242H200ZM204 241H205V240H204ZM206 241H211V242L214 241L213 243H215L217 240H216V241H215V240H213V241H212V240H206ZM206 241H205V242H206ZM227 241H229L228 243H231L230 240H227ZM231 241H232V240H231ZM237 241H238V240H237ZM237 241H236V243H237ZM257 241H258V240H257ZM71 242H73V240H72ZM84 242H87V240L84 241ZM106 242H107V240H106ZM114 242H111V243H114ZM121 242H122V241H121ZM131 242H132V241H131ZM153 242H155V241H153ZM156 242H157V241H156ZM164 242H165V241H164ZM175 242H176V241H175ZM190 242H191V240H190ZM233 242H234V240H233ZM240 242H241V241H239V243H240ZM59 243H60V242H58V244H59ZM69 243H70V242H69ZM76 243H77V242H76ZM88 243H89V242H88ZM88 243H87V244H88ZM103 243H104V241H103ZM111 243H110V244H111ZM161 243H163V242L161 241ZM165 243H166V242H165ZM171 243H172V242H171ZM171 243H170V244H171ZM188 243H189V242H188ZM200 243L202 244V241H201ZM209 243H210V242H209ZM209 243H208V244H209ZM236 243H235V245H236ZM239 243H238V244H239ZM63 244H64V242H63ZM90 244H91V243H90ZM108 244H109V243H108ZM158 244H159V243H158ZM189 244H191V243H189ZM197 244H199V243H197ZM197 244H196V245H197ZM238 244H237L236 246H238ZM68 245H69V244H68ZM70 245H71V244H70ZM73 245L75 246V243H73ZM111 245H112V244H111ZM120 245H121V244H120ZM150 245H153V244H150ZM160 245H161V244H160ZM160 245H159V247H160ZM191 245H192V244H191ZM199 245H200V244H199ZM202 245H204V244H202ZM202 245H200V246H202ZM212 245H213V244H212ZM229 245H230V244H229ZM85 246H86V245H84V247H85ZM102 246L105 247V245H102ZM113 246H114V245H113ZM116 246H117V245L115 244V248H117ZM165 246H166V244H165ZM200 246H199V247H200ZM206 246H207V245H205L204 247H206ZM214 246L217 247V245H215V244H214ZM232 246H233V245H231V247H232ZM239 246H240V245H239ZM61 247H63V248L65 249V246H62V244H61ZM71 247H72V246H71ZM106 247H107V248H110L109 246H106ZM106 247H105V250H106ZM153 247L155 248V246H153ZM153 247H152V249H154ZM161 247H162V245H161ZM168 247H170V246H168ZM199 247H198V248H199ZM207 247H208V246H207ZM207 247H206V248H207ZM219 247H220V246H219ZM73 248L75 249L76 247H73ZM78 248H79V246H78ZM78 248H77V249H78ZM119 248H120V247H119ZM164 248H165V247H164ZM200 248H201V247H200ZM74 249H72V250H74ZM88 249H90V248H88ZM103 249H104V248H103ZM162 249H163V248H162ZM244 249H246V248H244ZM61 250H63V249L61 248ZM66 250H67V249H66ZM166 250H167V249H166ZM166 250H165V251H166ZM252 250H253V249H251V251H252ZM263 250H264V246H263ZM74 251H75V250H74ZM77 251H78V250H77ZM84 251H85V250H84ZM89 251H90V250H89ZM102 251H103V250H102ZM108 251H109V250H108ZM154 251H155V249H154ZM167 251H169V250H167ZM247 251H250V248H249ZM91 252H92V250H91L89 253H91ZM176 252H177V251H176ZM259 252H260V251H259ZM261 252H262L261 254H263L264 251H261ZM62 253H64V252H62ZM76 253H77V252H76ZM83 253H84V252H83ZM83 253H82V257H83ZM157 253H158V252H157ZM172 253H173V252H172ZM68 254H69V256H71L70 253H68ZM102 254H103V252H102ZM261 254H260V255H261ZM72 255H73V253H72ZM84 255H85V254H84ZM108 255H109V253H108ZM125 255H126V254H125ZM159 255H160V254H159ZM175 255H176V253H175ZM175 255H174V256H175ZM184 255H185V254H184ZM263 255H264V254H263ZM65 256H66V255H65ZM172 256H173V254H172ZM66 257H68V255H67ZM73 257H74V258H72V257H71V258L75 260V256H74V255H73ZM109 257H110V256H109ZM139 257H140V256H139ZM261 257H262V255H261ZM69 258H70V257H69ZM173 258H174V257H173ZM193 258H194V257H193ZM195 258H196V257H195ZM263 258H264V257H263ZM62 259H63L62 261H64V254H63V258H62ZM139 259H140V258H139ZM147 259H148V258H147ZM151 259H152V258H151ZM179 259H180V257H179ZM191 259H192V258H191ZM202 259H204V258H202ZM202 259H201V260H202ZM67 260H68V259H67ZM67 260L64 261V264H65V262H66L67 264H69L70 261L67 262ZM69 260H70V259H69ZM117 260H118V258H117ZM148 260H149V259H148ZM148 260H147V261H148ZM192 260H193V259H192ZM227 260H228V259H227ZM72 261H73V260H72ZM72 261H71V262H72ZM147 261H144L145 263L143 262V264H147V263L152 262V261H149V262H147ZM153 261H154V259H153ZM185 261H186V260H185ZM210 261H211V260H210ZM221 261H222V260H221ZM132 262H133V259H132ZM132 262H130V263H132ZM156 262H158V261H156ZM163 262H164V261H163ZM163 262H158V264H160V263L162 264ZM165 262H166V261H165ZM165 262H164V263H165ZM169 262H170V260H169ZM188 262H189V261H188ZM206 262H207V260H206ZM211 262H212V261H211ZM222 262H223V261H222ZM242 262H243V260H242ZM138 263H139V262H138ZM152 263H154V262H152ZM173 263H175V261H174ZM173 263H172V264H173ZM178 263H180V260H179ZM186 263H187V261H186ZM194 263H197V262H194V260H193V263H192V264H194ZM208 263H209V262H208ZM219 263H220V262H219ZM224 263H226V262H224ZM244 263H246V262H244ZM16 264H18V263H16ZM62 264H63V263H62ZM73 264H74V262H73ZM101 264H102V263H101ZM154 264H156V263H154ZM175 264H177V263H175ZM180 264H181V263H180ZM184 264H185V263H184ZM187 264H188V263H187ZM198 264H203V263H200V262H199ZM213 264H215V263H213ZM220 264H222V263H220ZM241 264H242V263H241Z\"/></svg>",
    "mask_w": 264,
    "mask_h": 264
}]
</instances>
